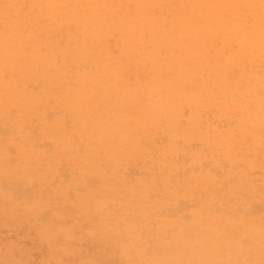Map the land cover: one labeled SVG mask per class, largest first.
Segmentation results:
<instances>
[{
    "label": "rangeland",
    "instance_id": "rangeland-1",
    "mask_svg": "<svg viewBox=\"0 0 264 264\" xmlns=\"http://www.w3.org/2000/svg\"><path fill=\"white\" fill-rule=\"evenodd\" d=\"M76 1L75 0H57V1L56 0H50V1L0 0V28H1L0 29V48H1L0 49V78H1L0 79V95H1L0 118L1 119L5 118L4 120L0 119V125L2 128L0 130V154L3 155V157H1L0 155L1 157L0 158V171H1L0 172V178H1L0 179V264H197V263L198 264H238V263L264 264V244H263L264 223L262 222L264 220L261 218L264 217V213H263L264 190H261L262 187L264 186L263 184L264 180L261 179L264 177V138H263L264 121H262L264 120V107H263L264 106L263 105L264 104V71H263L264 70V28H262L264 27V0H78L77 2ZM59 3L60 6L58 5L57 8L58 10H57L55 7H57L56 4ZM42 4L44 5V7ZM80 9L82 12L80 11ZM76 12L79 17L77 16ZM31 13H32V17H31ZM25 14L27 15L26 18L24 19ZM34 14L36 15L34 16ZM79 14H81L82 17H80ZM47 15L49 17H47ZM40 17L43 19H41ZM30 18L31 21L35 22L36 24L31 22ZM33 18L35 19L33 20ZM22 19H24L25 22ZM68 19L71 20L70 22L73 24L67 25L66 23ZM44 20L49 21V22L46 21L48 26L47 24H45ZM15 22L19 23L20 25L22 24L23 25L20 26ZM53 22L57 26L55 24L53 25ZM70 22L68 24H70ZM59 23L61 25L58 27ZM37 25H39L40 27ZM83 26L85 27L83 28ZM233 26L234 27L238 26L239 29L238 27H236L235 30ZM33 28H35L36 30H33ZM59 28L61 32L59 31ZM81 28L84 30L87 36H85V33L81 30ZM253 29L255 30L253 31ZM62 32H64V35L62 34ZM41 34H43L42 36L44 38L41 36ZM69 35L70 36L73 35V36L70 37ZM258 36L259 38L256 39ZM93 37L96 39L95 41ZM21 39L25 43L21 41ZM251 39H252V43L250 42ZM10 40H13V42H11ZM67 40L69 42L73 41L77 43L76 44L73 42L69 43ZM35 42L38 43L40 42V43L38 44ZM51 42L53 43L51 44ZM65 42L69 43L68 47L66 46L67 43ZM255 46L257 47L254 48ZM64 47H66V49H64ZM251 47L252 49H250ZM54 48L55 49L57 48L56 51L58 54L55 53L56 51ZM62 48L63 50H68L67 53L70 54L71 52V54L69 55L65 51L62 52ZM82 49L84 50V52ZM256 50L258 52H256ZM170 53H172V55L168 57ZM83 55L84 56L86 55L85 56L86 58L85 57L83 58L82 57ZM8 56L9 58L10 57H14V58L9 59ZM156 57L158 60H156ZM171 57L175 59L173 58L171 59ZM198 58L200 59V61H196ZM49 59H51L52 61H50ZM89 59L90 61H88ZM152 59L155 60L153 61ZM46 60H49L50 62ZM171 60H173L174 64L172 63ZM193 60H195L196 63H194L195 61ZM201 60L203 63L201 62ZM252 60L254 61V63ZM44 61L46 65L44 64ZM143 62L145 64H142ZM177 62L179 63V65ZM8 63H10L12 66H10V64ZM50 63L52 64V66L49 65ZM241 63L244 66H242ZM193 64L194 65L196 64V66H194ZM68 65L69 67H67ZM169 65L171 67L167 68L166 66ZM254 65H256L257 67ZM103 66L106 67L103 68ZM92 67L93 68L99 67V68L98 69L95 68L96 69L95 70V69H91ZM157 67L159 69H157ZM28 68H30L31 70ZM36 68L38 70H36ZM46 68H49V70ZM169 68H171V70ZM112 69L113 71H116L114 72L115 76L113 75V71H111ZM148 69L150 70V72ZM243 69H244V73L242 72ZM153 70H155V75L153 74L154 72ZM158 70L161 71L159 72L160 75L158 74ZM48 71L50 72L51 75L53 72V75L51 77H48L50 76ZM54 71L55 72L58 71L56 72L57 74ZM162 71L165 74H163ZM180 71L181 72L184 71V72L181 73ZM107 72L109 74V77ZM221 72L223 74H221ZM91 73L93 74V76L91 75ZM98 73H100L99 76L101 77L98 76ZM204 73L206 75H204ZM101 74L103 75V77ZM150 74L154 77V79ZM170 74L173 75L171 76ZM187 74L188 75L191 74V75L187 76ZM215 74L219 75L220 78L219 76L216 77ZM259 75H262L261 78ZM89 76H91L92 78ZM147 76L149 79L147 78ZM134 77H136V80ZM185 77L186 80H189L187 81L188 83L185 81ZM39 78H40V82H39ZM41 78L44 82L41 80ZM50 78H53V81ZM60 78L61 80H59ZM67 78L70 79L69 83ZM79 78H81V80ZM103 78L105 79L104 80L105 85L103 82ZM86 79L89 80L85 81ZM116 79L117 80L119 79V81H117ZM110 80H114L115 82H118V84L114 83V81L110 82ZM171 80L173 81L172 83ZM180 80L183 82H181ZM60 81H63L64 85ZM72 81L74 84L72 83ZM89 81L91 82L90 84ZM258 81L260 86L258 85ZM96 82H99V85L98 83L96 84ZM109 82L111 88L108 85ZM221 82L223 85L221 84ZM229 82L232 84H230ZM112 83L114 84L113 87H112ZM216 83L219 86V88H217L218 86H216ZM227 83L230 85H227ZM252 83L254 84L252 85ZM17 84L18 85L20 84V86L22 84V86L18 87ZM84 84H86L85 86L87 87H85ZM133 84L135 87L133 86ZM74 85L77 86L79 91ZM89 85L90 87H88ZM116 85L118 86L116 87ZM139 85L142 86L140 87L142 89L137 87ZM158 85L161 87H159ZM183 85H187L188 87L185 88V86ZM46 86H48V88H46ZM81 86H83V88ZM101 86H103L104 88ZM205 86L207 87L205 88ZM98 87L100 88L98 89ZM170 87L171 89H169ZM175 87H177V89ZM194 87H196V89ZM80 88L82 89L81 92H80ZM94 88H96L97 91ZM132 88L135 91L132 90ZM160 88H162L163 92L161 90L158 91V89ZM203 88H205V90H203ZM258 88L261 90H258ZM107 89H109V91ZM129 89L130 91H128ZM182 89L185 92L182 91ZM216 89L218 90L220 89V90L217 91ZM104 90H107L108 93H106V91ZM114 90L118 92L116 93ZM169 90L172 91L170 92ZM76 91L80 92L81 95L78 94V92ZM99 91L101 92L99 93ZM187 91L190 92L188 93ZM243 91L248 94L244 93ZM32 92L33 93L35 92L34 95L32 94ZM215 92H217V94ZM47 93L49 94L50 98L46 96ZM135 93L138 94L136 95ZM183 93L185 96L182 95ZM185 93H187L188 95ZM209 93L211 96H213L212 98L214 99L211 98ZM106 94L108 100L105 98ZM110 94L113 95L110 96ZM160 94L163 95L164 97L161 96ZM189 95L192 97H190ZM102 97L105 100H103ZM139 97L141 98L140 100ZM248 97L251 99V102L250 99L248 100ZM8 98H10L9 100H12L13 102L9 101ZM14 98H16V100ZM19 98H20L19 102L21 103V106L20 103L18 102ZM186 98L189 100H187ZM236 98L238 101L240 100V102H238ZM42 99L44 103H42ZM129 99L130 101H128ZM45 100H47V102H45ZM62 100H65V102H63ZM106 100L107 102L108 101L109 102L107 103ZM133 100H137L135 101L136 103H134ZM138 100L141 102V103L139 102L140 104L138 103ZM215 100L217 103L215 102ZM23 101L25 103H22ZM86 101L88 102L89 105H87ZM94 101L97 104L96 103L94 104ZM127 101L128 103L130 102L131 105L127 104L126 103ZM144 101L147 102L146 104L148 108L146 107ZM195 101H198V103ZM245 101L248 102V104ZM29 102L30 103L34 102V103L30 104ZM57 102L60 103L57 104ZM178 102L183 103V105L178 104ZM256 102L260 103V104L257 103V105L258 106L260 105V107L256 105ZM90 103L92 104V107L90 106L91 105ZM99 103H103V104H99ZM13 104L15 107H13ZM66 104L67 106L69 104L71 105H69V107H65ZM79 104L81 106L83 105L82 108H79L80 107ZM32 105H36V106L34 107ZM37 105L42 111L38 110L39 108ZM73 105L76 108H73ZM97 105L98 106L102 105L103 108H101V106L98 108ZM105 105H107V107H105ZM27 106L29 107V109ZM86 106L89 109V113ZM217 106L219 108L217 109V112L219 114L216 112ZM238 106L242 108V110ZM173 107L174 109H171ZM244 107H246V109L248 110H246ZM14 108L15 110H13ZM58 108H60V110ZM92 108H94L95 110ZM153 108L156 109L153 110ZM206 108L208 109V112ZM10 109L13 110V113ZM33 109L34 112L31 111ZM48 109L50 112H48ZM83 109H85V111L87 109V111L84 112ZM90 109L93 110L95 117L93 116V112ZM107 109H109V111ZM147 109L148 111L146 112ZM256 109L257 111H255ZM258 109L260 112L258 111ZM9 110L11 111V115ZM121 110L124 111L122 112ZM23 111L25 113H22ZM195 111H197V113H195ZM65 112L66 113L69 112L70 114L69 113L68 114L70 116ZM100 112L103 113V115L100 114ZM120 112L122 113L121 115L122 119H120L119 117ZM187 112H189L190 114L189 113L187 114ZM229 112H231L232 115L231 118L229 116L230 114ZM253 112L256 114H254ZM14 113L16 114V116ZM76 113L79 115H77ZM81 113H83L84 115ZM247 113L248 114L250 113L249 116ZM46 114L47 115L49 114L48 117H46L47 116ZM89 114L91 115V117ZM221 114L224 115L222 116ZM50 115H51V119L52 118L54 119L51 120L49 118ZM82 115L83 117H81ZM129 115L130 117H128ZM187 115L188 116L191 115L190 118ZM259 115L260 117L262 116L261 117L263 118L262 120L261 118L259 119ZM112 116L114 119L112 118ZM124 116L129 119H127L126 121L125 120L126 118L124 119ZM30 117L32 118L29 121ZM57 117L59 118L57 119ZM61 117L64 118L62 119ZM105 117L107 118L104 119ZM223 117L225 118L223 119ZM134 118H138L137 121ZM112 119L115 120V122L113 121L112 123ZM253 119L255 120V122ZM68 120L69 122L67 123ZM88 120L90 121L88 122ZM131 120H134L136 122L134 121L131 122ZM17 121H19V123H17ZM98 121H100V123ZM150 121H152L151 122L152 124L150 123ZM4 122L6 126L4 125ZM52 123L54 124L55 127L52 126L53 125ZM72 124H76V127H74V125ZM79 124L84 129L83 128L81 129V126ZM104 124L108 127L104 128L105 126ZM112 124L114 127L112 126ZM127 124L130 125L128 126ZM6 127L12 129L11 133L10 132L6 133L8 131ZM44 127L47 128V130ZM56 127L58 129V133L60 136L59 137L57 135L58 138L53 137L54 135L58 134L56 131L57 129H55ZM4 128L6 129L5 133L3 132ZM35 128L39 129V131L36 130ZM179 128L181 132L179 130H178L179 132L177 131V129ZM63 129H68L65 130L67 131V133L64 132ZM144 129L146 130V132ZM137 130L139 132L141 131L142 135L140 133L138 135ZM50 131L52 133H50ZM68 131L71 133V135ZM112 131L115 132L116 134L111 133ZM117 133L118 136L121 135V137L119 136L120 138H118ZM154 133L156 136L154 135ZM14 135L15 137H13ZM74 135H76L77 137L79 136L80 138L79 137L77 138ZM132 135L134 136L131 137ZM176 135H177V139L179 138L178 140L176 139ZM88 136L90 139L87 138ZM147 136L149 139L147 138ZM211 136L213 139L211 138ZM108 138H110L111 141H109ZM127 138L130 141L127 140ZM134 138L136 139L138 138L139 143L135 144L138 141V139L136 140ZM77 139L79 141H77ZM133 139L135 141H133ZM175 139L177 143H175ZM43 140L46 142H43ZM126 140L128 144L125 143ZM196 140H198L199 142ZM253 140L256 146L253 143ZM49 141L50 143H48ZM80 141L83 143H80ZM51 142L53 145H55V147L51 145ZM133 142L135 143L133 144ZM191 142L192 144L193 143L194 144L192 145ZM43 143L44 144L48 143V145L42 146ZM99 143L102 144L103 150H102V146ZM184 143L186 144V146L184 145ZM38 144H41L42 149L39 148L40 146ZM84 144L87 145V147ZM166 144L168 147L165 146ZM58 145L59 147L63 146L61 147L62 150L61 148L58 147ZM190 145L193 146L191 147V149H190ZM27 146L30 147V149ZM160 146L162 149L160 148ZM211 146L212 148H210ZM99 147L101 148V150H99L100 149ZM152 147L155 149V151H158V153L155 152ZM70 148H72V150H70ZM117 148L120 151L117 150ZM138 148L139 150L140 149L141 150L139 151ZM142 148L144 150H142ZM199 148L201 150L203 149L202 153ZM43 150L46 151L44 152ZM58 150L64 153H61L60 151L58 152ZM91 150L93 151L95 150L94 151L95 153L93 154ZM163 150L164 152H161ZM175 150L176 152L174 153ZM109 151L111 152L112 155L108 154L110 153ZM90 153L93 155H91ZM118 153H120L121 155H119ZM34 154L37 155L35 156ZM104 154L105 155L107 154L108 156H105ZM127 154L129 156H127ZM149 154H151L150 157H148ZM176 154L178 156H176ZM26 155H28L30 159ZM48 155L51 158H49ZM85 155L88 157H86ZM180 155L183 158H180L181 157ZM31 156L32 157L34 156L36 159L34 157L32 159ZM120 156L124 158L126 157L127 159L125 158L121 160ZM14 157L16 158L15 163H11L10 161ZM83 157L84 158L86 157V160L85 159L83 160ZM104 157L105 158L108 157V158L105 159ZM113 157H115V160H117V162L114 160ZM58 159L61 160L62 162L59 161ZM77 159L80 161H78ZM27 160L29 161L27 162ZM64 160L65 162H63ZM55 161L58 163H55ZM119 161L120 162L122 161L124 164L120 163ZM126 161H128V163ZM68 162L70 164H68ZM76 162L79 166L75 165ZM115 162L116 163L119 162L118 164H116L117 167L115 165ZM71 164L72 165L74 164L73 165L74 167ZM101 164L103 165L100 166ZM202 164H204L205 170L204 168H202L203 167ZM84 165L86 167L85 169H83ZM197 165L199 169L197 168ZM62 166L64 167L63 170H62L63 168ZM215 167L218 169H215ZM65 168H68V170L69 169L70 170L69 171L67 169L65 170ZM75 168H80V169L79 171H77V169ZM87 168L88 169L91 168V169L88 170ZM97 168L99 169L101 168V171L98 170ZM158 168L160 171L158 170ZM195 168H197L196 171ZM249 168L251 170H249ZM187 169L188 171H186ZM189 170H191L192 173ZM90 171L91 174H89ZM252 171H253V175H252ZM16 173L17 175L15 176ZM85 173L87 174V176ZM237 174L238 176H236ZM90 176L92 178L94 177L93 180H89L88 177ZM13 177L14 179L16 178L15 182L19 180L18 183L22 186L20 187L21 191L20 189H18L20 193L18 192L15 193L16 191L15 188L19 187V184L17 185V183L16 185L18 187L16 186L14 187L13 185L15 191L14 189H12V187L8 188L10 184L12 185V183L10 182L14 180ZM91 177L90 179H92ZM259 177H260V181H259ZM2 178L5 179L4 181H6L7 186L9 185L7 188H3L4 181L2 182L3 180ZM95 178L98 182H94ZM256 178H257L256 181L257 183L255 182ZM7 180L10 182H8ZM24 180H26V183L24 182ZM153 180H155V182H153ZM161 180L164 181L161 182ZM246 180H249V183ZM22 182L24 183L22 184ZM26 185L28 186L26 187ZM23 187L26 188L24 189ZM22 188L24 189V191H22ZM192 188L194 190L193 193H192ZM179 191L181 192L179 193ZM171 193L175 196H173ZM127 196L128 198H126ZM246 196L248 198H246ZM162 199L164 201H162ZM181 201H183L184 203L186 202L184 205L185 208H181L182 204H184ZM162 203L165 204L163 205ZM252 204L253 205L256 204L257 205L256 207L260 208L257 209L258 211L255 208L256 210L254 211L256 212L255 215H252V213L254 214V212H250V211L247 212L250 209L249 207H251V210L252 209L254 210V208H252L253 206ZM169 206L170 209L172 208L175 209V212L173 211V209H172L173 212L170 211L168 209ZM176 207L178 208L180 207L179 208L180 210L176 211L177 210ZM217 207L220 208L219 209L220 211L218 210ZM200 208L201 211H199ZM240 209H242L240 211L241 213L238 212ZM168 210L170 211L169 213ZM187 210L190 212H188ZM205 211L207 213H205ZM244 212L247 214L243 215ZM185 213L186 215L188 214L187 216L188 218L184 216ZM204 214H206V216ZM201 220L204 222H202ZM214 220L216 223L214 222ZM217 220L219 222H217ZM167 228L168 229L170 228L169 233L171 235H174L173 238L172 236H168L170 234H168ZM147 232L149 234L151 232V234L155 235V237L152 235L151 236L148 235ZM252 233L254 234L252 235ZM225 235L228 237H226ZM153 237L155 238L154 240ZM160 237L162 239H160ZM247 237L251 242L248 240ZM146 239L151 241L153 240L152 242L154 243H152L150 246L151 241H148ZM159 241L161 244H159ZM172 241H175L176 244H173L174 242ZM230 244L231 246L234 247V249L230 246ZM147 246H150L149 249L153 252L147 250ZM196 258L199 260H197ZM220 258L223 260H221ZM173 259H175V261H173ZM162 261L164 262L162 263Z\"/></svg>",
    "mask_w": 264,
    "mask_h": 264
},
{
    "label": "bare ground",
    "instance_id": "bare-ground-1",
    "mask_svg": "<svg viewBox=\"0 0 264 264\" xmlns=\"http://www.w3.org/2000/svg\"><path fill=\"white\" fill-rule=\"evenodd\" d=\"M48 1H50V0H48ZM56 1H57V0H56ZM75 1H76V0H75ZM77 1H78V0H77ZM77 1H76V2H77ZM13 2H14V1H13ZM26 2H27V1H26ZM59 2H62V1H59ZM201 2H203V1H201ZM44 3H45V1H44ZM55 3H56V2H55ZM55 3H54V4H55ZM20 4H21V3H20ZM202 4H203V3H202ZM42 5H43V4H42ZM42 5H41V8H42ZM45 5H46V3H45ZM56 5H57V7H55V8L57 9V8H58V5L60 6V3H59V4H56ZM27 7H28V6H27ZM27 7H26V8H27ZM38 7H39V6H38ZM43 7H44V5H43ZM46 7H47V6H46ZM48 7H49V6H48ZM88 7H89V6H88ZM3 8H4V7H3ZM20 8H21V7H20ZM41 8H40V9H41ZM82 8H83V7H82ZM90 8H91V7H90ZM4 9H5V8H4ZM21 9H22V8H21ZM32 9H34V8H32ZM57 10H58V9H57ZM57 10H56V11H57ZM60 10H62V9H60ZM97 10H98V9H97ZM97 10H96V11H97ZM10 11H11V10H10ZM24 11H25V10H24ZM26 11H27V10H26ZM37 11H39V10H37ZM80 11H81V9H80ZM80 11H78V12H80ZM191 11H192V9H191ZM227 11H228V10H227ZM58 12H59V11H58ZM81 12H82V11H81ZM32 13H33V12H32ZM32 13H31V17H32ZM50 14H51V13H50ZM76 14H77V12H76ZM76 14H75V15H76ZM81 14H82V13H81ZM81 14H79L80 17H82ZM130 14H131V12H130ZM11 15H12V13H11ZM13 15H14V14H13ZM26 15H27V14H25L24 19L26 18ZM29 15H30V14H29ZM35 15H36V14H34V16H35ZM51 16H52V15H51ZM55 16H56V15H55ZM77 16H78V14H77ZM27 17H28V16H27ZM47 17H49V16L47 15ZM73 17H75V16H73ZM78 17H79V16H78ZM22 18H23V17H22ZM40 18H41V17H40ZM44 18H45V17H44ZM52 18H54V17H52ZM136 18H137V17H136ZM18 19H19V18H18ZM24 19H22V20H24ZM34 19H35V18H33V20H34ZM41 19H43V18H41ZM46 19H47V18H46ZM73 19H74V18H73ZM130 19H131V18H130ZM132 19H134V18H132ZM11 20H12V19H11ZM11 20H10V21H11ZM79 20H80V18H79ZM220 20H221V19H220ZM30 21H31V18H30ZM36 21H37V19H36ZM44 21H45V20H44ZM46 21H48V20H46ZM46 21H45V24H47ZM58 21H59V20H58ZM68 21L70 22L71 20L68 19ZM68 21H67V23L65 22L67 25H71V24H73V23H71V22H70V24H68V23H69ZM77 21H78V20H77ZM77 21H76V22H77ZM24 22H25V20H24ZM31 22H33V21H31ZM48 22H49V21H48ZM54 22H55V21H54ZM54 22H53V25L55 24ZM78 22H79V21H78ZM9 23H10V22H9ZM15 23H17V22H15ZM22 23H23V22H22ZM33 23H35V22H33ZM61 23H62V22H61ZM65 23H64V24H65ZM17 24H19V23H17ZM17 24H16V25H17ZM35 24H36V23H35ZM64 24H62V25H64ZM76 24H77V23H76ZM100 24H101V23H100ZM226 24H227V23H226ZM9 25H10V24H9ZM19 25H20V24H19ZM19 25H18V26H19ZM22 25H23V24H22ZM22 25H20V26H22ZM29 25H30V23H29ZM29 25H28V26H29ZM31 25H32V23H31ZM49 25H50V24H49ZM55 25H56V24H55ZM60 25H61V24L59 23V24H58V27H59ZM224 25H225V24H224ZM25 26H26V25H25ZM25 26H24V27H25ZM28 26H27V28H28ZM33 26H34V25H33ZM37 26H39V25H37ZM47 26H48V24H47ZM47 26H46V27H47ZM56 26H57V25H56ZM122 26H124V25H122ZM227 26H228V25H227ZM227 26H226V28H227ZM35 27H36V26H35ZM39 27H40V26H39ZM39 27H38V28H39ZM42 27H43V26H42ZM44 27H45V26H44ZM49 27H50V26H49ZM84 27H85V26H83V28H84ZM229 27H230V26H229ZM233 27H234V26H233ZM236 27H238V26H236ZM236 27H234L235 30H236ZM259 27H260V26H259ZM31 28H32V27H31ZM47 28H48V27H47ZM60 28H61V27H60ZM60 28H59V31H60ZM68 28H69V27H68ZM121 28H122V27H121ZM262 28H264V27H262ZM0 29H1V28H0ZM3 29H4V28H3ZM16 29H17V28H16ZM25 29H26V28H25ZM42 29H45V28H42ZM61 29H62V28H61ZM63 29H64V28H63ZM77 29H78V28H77ZM238 29H239V27H238ZM260 29H261V28H260ZM260 29H258V30H260ZM9 30H10V28H9ZM33 30H36V29L33 28ZM46 30H47V29H46ZM81 30L84 32V30H83L82 28H81ZM254 30H255V29H253V31H254ZM258 30H257V31H258ZM261 30H262V29H261ZM26 31H27V30H26ZM47 31H48V30H47ZM87 31H88V30H87ZM87 31H86V32H87ZM93 31H94V29H93ZM132 31H133V30H132ZM7 32H8V31H7ZM15 32H16V31H15ZM18 32H19V31H18ZM34 32H35V31H34ZM38 32H39V29H38ZM60 32H61V31H60ZM129 32H131V31H129ZM236 32H237V31H236ZM246 32H247V31H246ZM246 32H245V33H246ZM260 32H261V31H260ZM13 33H14V32H13ZM19 33H20V32H19ZM43 33H44V32H43ZM54 33H55V32H54ZM68 33H69V32H68ZM71 33H72V32H71ZM79 33H80V32H79ZM84 33H85V32H84ZM84 33H83V36H84ZM253 33H254V32H253ZM8 34H9V33H8ZM15 34H16V33H15ZM33 34H34V33H33ZM33 34H32V35H33ZM45 34H46V33H45ZM62 34L64 35V32H62ZM72 34H73V33H72ZM75 34H76V33H75ZM87 34H88V33H87ZM89 34H91V33H89ZM94 34H95V33H94ZM256 34H257V32H256ZM4 35H5V34H4ZM4 35H3V36H4ZM37 35H38V34H37ZM39 35H40V34H39ZM42 35H43V34H41V36H42ZM53 35H54V34H53ZM76 35H77V34H76ZM76 35H75V36H76ZM246 35H247V34H246ZM246 35H245V36H246ZM258 35H259V33H258ZM35 36H36V35H35ZM35 36H34V37H35ZM49 36H50V35H49ZM69 36H70V35H69ZM71 36H73V35H71ZM71 36H70V37H71ZM78 36H79V34H78ZM81 36H82V35H81ZM81 36H80V37H81ZM85 36H87L86 33H85ZM248 36H249V35H248ZM251 36H252V35H251ZM19 37H20V36H19ZM24 37H25V36H24ZM42 37H43V36H42ZM63 37H64V36H63ZM65 37H66V36H65ZM70 37H69V38H70ZM95 37H96V36H95ZM17 38H18V37H17ZM20 38H21V37H20ZM26 38H27V37H26ZM32 38H33V37H32ZM35 38H36V37H35ZM38 38H39V36H38ZM43 38H44V37H43ZM50 38H51V37H50ZM76 38H77V37H76ZM86 38H87V37H86ZM93 38H94V37H93ZM254 38H256V37H254ZM258 38H259V36H258L256 39H258ZM2 39H3V38H2ZM18 39H19V38H18ZM27 39H28V38H27ZM63 39H64V38H63ZM80 39H82V38H80ZM84 39H85V38H84ZM19 40H20V39H19ZM52 40H53V38H52ZM70 40H72V39H70ZM87 40H88V39H87ZM95 40H96V39L94 38V41H95ZM259 40H260V39H259ZM1 41H2V40H1ZM10 41L13 42V40H10ZM10 41H9V42H10ZM15 41H16V40H15ZM21 41H23V40L21 39ZM21 41H20V42H21ZM27 41H28V40H27ZM33 41H34V39H33ZM38 41H39V40H38ZM47 41H48V40H47ZM67 41H68V40H67ZM97 41H98V40H97ZM23 42H24V41H23ZM23 42H22V43H23ZM43 42H44V41H43ZM63 42H64V41H63ZM68 42H69V41H68ZM70 42H73V41H70ZM70 42H69V43H70ZM86 42H87V41H86ZM250 42L252 43V39H251ZM6 43H7V42H6ZM24 43H25V42H24ZM30 43H31V40H30ZM35 43H38V42H35ZM39 43H40V42H39ZM39 43H38V44H39ZM44 43H45V42H44ZM52 43H53V42H51V44H52ZM65 43H67V42H65ZM69 43H67V45H66L67 47H68V44H69ZM73 43L76 44L77 42H73ZM79 43H80V42H79ZM1 44H2V43H1ZM75 44H74V45H75ZM35 45H36V44H35ZM40 45H41V44H40ZM71 45H72V44H71ZM250 45H252V44H250ZM2 46H3V45H2ZM37 46H39V45H37ZM63 46H64V44H63ZM69 46H70V45H69ZM10 47H11V46H10ZM40 47H41V46H40ZM51 47H52V46H51ZM59 47H60V46H59ZM71 47H72V46H71ZM82 47H83V46H82ZM82 47H81V48H82ZM256 47H257V46H255L254 48H256ZM57 48H58V47H57ZM57 48H56V49L54 48L55 51L57 50ZM74 48H75V47H74ZM77 48H78V46H77ZM0 49H1V48H0ZM27 49H28V48H27ZM37 49H38V48H37ZM39 49H40V48H39ZM42 49H43V46H42ZM44 49H45V48H44ZM59 49H60V48H59ZM64 49H66V47H64ZM250 49H252V47H251ZM49 50H50V47H49ZM52 50H53V49H52ZM79 50H80V49H79ZM82 50H83V49H82ZM43 51H46V50H43ZM63 51H65V52L67 53L68 50H63V48H62V52H63ZM76 52H77V51H76ZM76 52H75V54H76ZM78 52H79V51H78ZM83 52H84V50H83ZM85 52H86V51H85ZM202 52H203V51H202ZM205 52H206V51H205ZM254 52H255V50H254ZM256 52H258V51L256 50ZM27 53H28V51H27ZM27 53H26V54H27ZM53 53H54V52H53ZM55 53H57V51H56ZM72 53H73V52H72ZM152 53H153V52H152ZM152 53H151V54H152ZM168 53H169V52H168ZM57 54H58V53H57ZM64 54H65V53H64ZM67 54H69V53H67ZM70 54H71V52H70ZM70 54H69V55H70ZM77 54H78V53H77ZM85 54H86V53H85ZM149 54H150V53H149ZM149 54H148V55H149ZM200 54H201V53H200ZM259 54H260V53H259ZM33 55H34V54H33ZM65 55H66V54H65ZM154 55H155V54H154ZM166 55H167V54H166ZM170 55H172V53H170L168 57H170ZM205 55H206V54H205ZM45 56H46V55H45ZM85 56H86V55H85ZM85 56L83 55L82 57L84 58ZM113 56H115V55H113ZM200 56H201V55H200ZM202 56H204V55H202ZM18 57H19V56H18ZM159 57H160V56H159ZM164 57H165V56H164ZM197 57H198V56H197ZM260 57H261V56H260ZM8 58H9V56H8ZM11 58H14V57H10L9 59H11ZM19 58H20V57H19ZM35 58H36V57H35ZM80 58H81V57H80ZM85 58H86V57H85ZM151 58H152V57H151ZM151 58H149V59H151ZM172 58H173V57H171V59H172ZM194 58H195V57H194ZM237 58H238V56H237ZM38 59H39V58H38ZM58 59H59V58H58ZM58 59H57V60H58ZM63 59H64V58H63ZM67 59H68V58H67ZM108 59H109V58H108ZM161 59H162V58H161ZM166 59H167V58H166ZM173 59H175V58H173ZM192 59H193V58H192ZM192 59H191V60H192ZM202 59H203V58H202ZM240 59H241V58H240ZM19 60H20V59H19ZM34 60H35V59H34ZM39 60H40V59H39ZM49 60L52 61L51 59H49ZM49 60H46V61L50 62ZM60 60H61V59H60ZM112 60H113V59H112ZM152 60H153V59H152ZM152 60H150V61H152ZM154 60H155V59H154ZM154 60H153V61H154ZM156 60H158L157 57H156ZM164 60H165V59H164ZM183 60H184V59H183ZM185 60H186V59H185ZM203 60H204V59H203ZM238 60H239V58H238ZM238 60H237V61H238ZM256 60H257V59H256ZM36 61H38V60H36ZM58 61H59V60H58ZM71 61H72V60H71ZM88 61H90V59H89ZM97 61H98V60H97ZM162 61H163V60H162ZM162 61H160V62H162ZM171 61H172V63H173V60H171ZM193 61H195V60H193ZM196 61H200V59L198 58ZM196 61H195L194 63H196ZM206 61H207V60H206ZM234 61H235V60H234ZM252 61H253V60H252ZM7 62H10V61H7ZM39 62H41V61H39ZM53 62H54V61H53ZM63 62H64V61H63ZM82 62H84V61H82ZM98 62H99V61H98ZM106 62H107V61H106ZM174 62H175V61H174ZM189 62H190V61H189ZM201 62H202V60H201ZM242 62H243V61H242ZM248 62H249V60H248ZM255 62H256V61H255ZM34 63H35V61H34ZM69 63H70V62H69ZM157 63H158V62H157ZM169 63H171V62H169ZM177 63H178V62H177ZM183 63H184V62H183ZM202 63H203V62H202ZM253 63H254V61H253ZM258 63H259V62H258ZM261 63H262V62H261ZM8 64H10V63H8ZM8 64H7V65H8ZM15 64H16V63H15ZM32 64H33V63H32ZM44 64H45V61H44ZM90 64H91V63H90ZM96 64H97V63H96ZM142 64H145V63L143 62ZM173 64H174V63H173ZM173 64H172V65H173ZM187 64H188V63H187ZM187 64H186V65H187ZM189 64H190V63H189ZM191 64H192V63H191ZM241 64H242V63H241ZM37 65H38V64H37ZM45 65H46V64H45ZM49 65L52 66L51 63H50ZM55 65H57V64H55ZM83 65H84V63H83ZM92 65H93V64H92ZM99 65H100V63H99ZM102 65H103V64H102ZM102 65H101V66H102ZM149 65H150V64H149ZM159 65H160V63H159ZM163 65H164V64H163ZM178 65H179V63H178ZM193 65H194V64H193ZM8 66H9V65H8ZM10 66H12V65L10 64ZM10 66H9V67H10ZM21 66H22V64H21ZM21 66H20V67H21ZM27 66H28V65H27ZM38 66H39V65H38ZM53 66H54V63H53ZM78 66H79V65H78ZM142 66H143V65H142ZM194 66H196V64H195ZM242 66H244V65L242 64ZM249 66H251V65H249ZM254 66H256V65H254ZM254 66H253V67H254ZM261 66H263V65H261ZM5 67H6V66H5ZM28 67H29V66H28ZM34 67H35V66H34ZM43 67H44V66H43ZM45 67H46V66H45ZM55 67H56V66H55ZM67 67H69V65H68ZM70 67H71V66H70ZM105 67H106V66H105ZM105 67L103 66V68H105ZM147 67H149V66H147ZM163 67H164V66H163ZM163 67H162V68H163ZM166 67L168 68V67H171V66L169 65V66H166ZM175 67H176V66H175ZM256 67H257V66H256ZM10 68H11V67H10ZM18 68H19V67H18ZM52 68H53V67H52ZM87 68H89V67H87ZM95 68H97V67H95ZM95 68L92 67L91 69H95ZM98 68H99V67H98ZM98 68H97V69H98ZM140 68H141V67H140ZM140 68H139V69H140ZM151 68H152V67H151ZM167 68H166V70H167ZM173 68H174V67H173ZM173 68H172V71H173ZM180 68H181V67H180ZM246 68H247V67H246ZM260 68H261V67H260ZM260 68H259V69H260ZM7 69H8V67H7ZM12 69H14V68H12ZM28 69H30V68H28ZM46 69L49 70V68H46ZM53 69H54V68H53ZM57 69H58V66H57ZM60 69H61V68H60ZM62 69H64V68H62ZM85 69H86V68H85ZM106 69H107V68H106ZM108 69H109V68H108ZM149 69H150V68H149ZM149 69H148V70H149ZM157 69H159V68L157 67ZM169 69L171 70V68H169ZM176 69H177V68H176ZM182 69H183V67H182ZM241 69H242V68H241ZM247 69H248V68H247ZM253 69H254V68H253ZM21 70H22V69H21ZM30 70H31V69H30ZM36 70H38V69L36 68ZM44 70H45V69H44ZM95 70H96V69H95ZM140 70H141V69H140ZM140 70H139V71H140ZM146 70H147V68H146ZM146 70H145V72H146ZM150 70H151V69H150ZM150 70H149V72H150ZM164 70H165V69H164ZM164 70H163V71H164ZM166 70H165V71H166ZM178 70H179V69H178ZM180 70H181V69H180ZM184 70H185V69H184ZM32 71H33V70H32ZM45 71H46V70H45ZM52 71H53V70H52ZM65 71H66V70H65ZM71 71H72V70H71ZM83 71H84V70H83ZM98 71H99V70H98ZM100 71H101V70H100ZM104 71H105V70H104ZM111 71H113V69H112ZM139 71H138V73H139ZM153 71H154L153 74L155 75V70H153ZM163 71H162V72H163ZM172 71H171V72H172ZM176 71H177V70H176ZM251 71H252V69H251ZM259 71H261V70H259ZM263 71H264V70H263ZM48 72H49V71H48ZM48 72H47V73H48ZM54 72H55V71H54ZM56 72H58V71H56ZM56 72H55V73H56ZM78 72H79V71H78ZM108 72H109V71H108ZM108 72H107V74H108ZM114 72H116V71H113V75L115 74ZM145 72H144V73H145ZM159 72H161V71L158 70V74H159ZM180 72H181V71H180ZM182 72H184V71H182ZM182 72H181V73H182ZM242 72L244 73V69L242 70ZM245 72H246V70H245ZM39 73H40V72H39ZM64 73H65V72H64ZM64 73H62V74H64ZM82 73H83V72H82ZM110 73H111V72H110ZM174 73H175V72H174ZM181 73H180V74H181ZM188 73H189V72H188ZM193 73H194V72H193ZM215 73H216V72H215ZM225 73H226V72H225ZM259 73H260V72H259ZM259 73H257V74H259ZM3 74H4V71H3ZM5 74H6V72H5ZM43 74H44V73H43ZM45 74H46V73H45ZM56 74H57V73H56ZM68 74H70V73H68ZM99 74H100V73H98V76H99ZM103 74H104V72H103ZM118 74H119V73H118ZM146 74H147V72H146ZM163 74H165V73L163 72ZM163 74H162V75H163ZM213 74H214V73H213ZM219 74H220V73H219ZM221 74H223V73L221 72ZM251 74H252V73H251ZM255 74H256V72H255ZM47 75H48V74H47ZM49 75H50V76H48V77H51V76L53 75V72H52V75H51L50 72H49ZM71 75H72V74H71ZM80 75H81V73H80ZM86 75H87V74H86ZM86 75H85V76H86ZM91 75L93 76L92 73H91ZM101 75H102V74H101ZM113 75H112V76H113ZM141 75H142V74H141ZM150 75H151V74H150ZM150 75H149V77H150ZM159 75H160V74H159ZM168 75H169V74H168ZM170 75H171V74H170ZM172 75H173V74H172ZM172 75H171V76H172ZM174 75H175V74H174ZM184 75H185V74H184ZM190 75H191V74H189V75L187 74V76H190ZM204 75H206V74L204 73ZM208 75H209V74H208ZM208 75H207V76H208ZM252 75H253V74H252ZM58 76H59V75H58ZM58 76H57V78H58ZM68 76H69V75H68ZM95 76H96V75H95ZM104 76H105V75H104ZM114 76H115V75H114ZM119 76H120V75H119ZM137 76H138V75H137ZM151 76H152V75H151ZM166 76H167V75H166ZM185 76H186V75H185ZM209 76H210V75H209ZM211 76H212V75H211ZM215 76L217 77V76H219V75H216V74H215ZM254 76H256V75H254ZM259 76H260V78H261L262 75H259ZM40 77H41V76H40ZM70 77H71V76H70ZM70 77H69V78H70ZM89 77H91V76H89ZM99 77H101V76H99ZM102 77H103V75H102ZM105 77H106V76H105ZM108 77H109V74H108ZM110 77H111V76H110ZM116 77H118V76H116ZM145 77H146V76H145ZM152 77H153V76H152ZM155 77H156V76H155ZM161 77H162V76H161ZM173 77H174V76H173ZM179 77H180V75H179ZM75 78H76V77H75ZM91 78H92V77H91ZM94 78H95V77H94ZM94 78H93V79H94ZM114 78H115V77H114ZM114 78H113V79H114ZM122 78H123V77H122ZM134 78H135V80H136V77H134ZM140 78H141V77H140ZM147 78H148V76H147ZM147 78H146V79H147ZM157 78H158V77H157ZM174 78H175V77H174ZM212 78H213V77H212ZM219 78H220V76H219ZM222 78H223V76H222ZM246 78H247V77H246ZM0 79H1V78H0ZM27 79H28V78H27ZM50 79L53 81V78H50ZM54 79H55V78H54ZM67 79H68V78H67ZM71 79H72V78H71ZM77 79H78V77H77ZM79 79L81 80V78H79ZM93 79H92V80H93ZM148 79H149V78H148ZM153 79H154V77H153ZM159 79H160V78H159ZM166 79H167V78H166ZM182 79H183V78H182ZM187 79H188V78H187ZM190 79H191V78H190ZM210 79H211V78H210ZM213 79H214V78H213ZM224 79H225V78H224ZM257 79H258V78H257ZM24 80H26V79H24ZM29 80H31V79H29ZM34 80H35V79H34ZM41 80H42V78H41ZM59 80H61V78H60ZM59 80H58V81H59ZM69 80H70V79H68V83H69ZM88 80H89V79H88ZM88 80L86 79L85 81H88ZM104 80H105V79L103 78V82H104ZM107 80H108V79H107ZM116 80H117V79H116ZM121 80H123V79H121ZM150 80H151V79H150ZM198 80H199V79H198ZM211 80H212V79H211ZM246 80H247V79H246ZM253 80H254V77H253ZM42 81H43V80H42ZM65 81H66V80H65ZM112 81H114V80H110V82H112ZM117 81H119V79H118ZM153 81H154V80H153ZM180 81H181V80H180ZM185 81L187 82V81H189V80H186V77H185ZM24 82H26V81H24ZM36 82H37V81H36ZM39 82H40V78H39ZM43 82H44V81H43ZM43 82H42V83H43ZM60 82L63 83V81H60ZM100 82H101V81H100ZM110 82L108 83V85L110 84ZM168 82H169V81H168ZM172 82H173V81L171 80V83H172ZM181 82H183V81H181ZM224 82H225V80H224ZM246 82H247V81H246ZM251 82H252V80H251ZM254 82H256V81H254ZM2 83H3V82H2ZM72 83H73V81H72ZM90 83H91V82L89 81V84H90ZM94 83H95V82H94ZM97 83H98V85H99V82H96V84H97ZM114 83H117V84H118V82H115V81H114ZM126 83H127V82H126ZM174 83H175V81H174ZM177 83H178V82H177ZM187 83H188V82H187ZM206 83H208V82H206ZM210 83H211V82H210ZM214 83H215V82H214ZM229 83H230V82H229ZM247 83H248V82H247ZM249 83H250V81H249ZM53 84H56V83H53ZM73 84H74V83H73ZM82 84H83V83H82ZM82 84H81V85H82ZM147 84H148V82H147ZM155 84H156V82H155ZM157 84H158V83H157ZM166 84H167V83H166ZM185 84H186V83H185ZM221 84H222V82H221ZM230 84H232V83H230ZM230 84L227 83V85H230ZM236 84H237V83H236ZM236 84H235V85H236ZM244 84H245V83H244ZM253 84H254V83H252V85H253ZM17 85H18V84H17ZM17 85H16V86H17ZM42 85H44V84H42ZM63 85H64V83H63ZM67 85H68V84H67ZM79 85H80V84H79ZM85 85H86V84H84V86H85ZM100 85H101V83H100ZM104 85H105V82H104ZM106 85H107V83H106ZM113 85H114V84L112 83V87H113ZM169 85H170V84H169ZM222 85H223V84H222ZM241 85H242V84H241ZM250 85H251V84H250ZM258 85H259V81H258ZM21 86H22V84H21ZM21 86H20V84L18 85V87H21ZM68 86H69V85H68ZM74 86H76V85H74ZM109 86H110V85H109ZM117 86H118V85H116V87H117ZM133 86H134V84H133ZM150 86H152V85H150ZM155 86H156V85H155ZM158 86H159V85H158ZM170 86H171V85H170ZM175 86H176V85H175ZM177 86H178V84H177ZM183 86H185V88L188 87L187 85H183ZM191 86H192V85H191ZM196 86H197V85H196ZM210 86H211V84H210ZM216 86H218L217 83H216ZM224 86H226V85H224ZM237 86H238V85H237ZM239 86H240V84H239ZM259 86H260V85H259ZM259 86H258V87H259ZM3 87H4V86H3ZM35 87H36V86H35ZM42 87H43V86H42ZM78 87H79V86H78ZM81 87L83 88V86H81ZM85 87H87V86H85ZM88 87H90V85H89ZM95 87H96V86H95ZM101 87H103V86H101ZM134 87H135V86H134ZM137 87L140 88V87H142V86L139 85V86H137ZM146 87H147V86H146ZM159 87H161V86H159ZM179 87H180V86H179ZM201 87H203V86H201ZM206 87H207V86H205V88H206ZM248 87H249V86H248ZM38 88H39V87H38ZM46 88H48V86H46ZM56 88H57V86H56ZM76 88H77V86H76ZM99 88H100V87H98V89H99ZM103 88H104V87H103ZM107 88H108V87H107ZM110 88H111V86H110ZM125 88H126V87H125ZM129 88H130V87H129ZM144 88H145V85H144ZM154 88H155V87H154ZM162 88H163V87H162ZM162 88L158 89V91H160V90L162 91ZM167 88H168V87H167ZM175 88L177 89V87H175ZM180 88H181V87H180ZM194 88L196 89V87H194ZM205 88H203V90H205ZM217 88H219V86H218ZM223 88H224V87H223ZM229 88H230V87H229ZM236 88H237V87H236ZM236 88H235V91H236ZM240 88H241V86H240ZM256 88H257V87H256ZM42 89H43V88H42ZM44 89H45V88H44ZM51 89H52V88H51ZM63 89H64V88H63ZM65 89H66V87H65ZM77 89H78V88H77ZM90 89H93V88H90ZM94 89H96V88H94ZM130 89H131V88H130ZM130 89H129L128 91H130ZM140 89H142V88H140ZM150 89H151V88H150ZM169 89H171V87H170ZM213 89H214V88H213ZM232 89H233V88H232ZM253 89H254V88H253ZM3 90H4V89H3ZM6 90H7V89H6ZM49 90H50V88H49ZM49 90H47V91H49ZM70 90H71V89H70ZM102 90H103V89H102ZM102 90H101V91H102ZM107 90L109 91V89H107ZM107 90H104V91H106V93H108ZM120 90H121V89H120ZM126 90H127V89H126ZM132 90H134V89L132 88ZM136 90H137V89H136ZM138 90H139V89H138ZM179 90H180V89H179ZM188 90H189V89H188ZM216 90L219 91L220 89H219V90L216 89ZM246 90H247V89H246ZM248 90H249V89H248ZM250 90H251V89H250ZM258 90H261V89L258 88ZM59 91H60V90H59ZM78 91H79V89H78ZM78 91H76V92H78ZM81 91H82V89L80 88V92H81ZM86 91H87V90H86ZM88 91H89V89H88ZM88 91H87V92H88ZM92 91H93V90H92ZM96 91H97V89H96ZM101 91H99V93H100ZM104 91H103V92H104ZM114 91L116 92V90H114ZM134 91H135V90H134ZM140 91H141V90H140ZM152 91H153V90H152ZM169 91H170V90H169ZM171 91H172V90H171ZM171 91H170V92H171ZM173 91H174V90H173ZM180 91H181V90H180ZM180 91H179V92H180ZM182 91H184V90L182 89ZM225 91H228V90H225ZM240 91H241V90H240ZM35 92H36V91H35ZM35 92H34V93H35ZM38 92H39V90H38ZM64 92H65V91H64ZM76 92H75V93H76ZM80 92H78V94H80ZM115 92H113V93H115ZM117 92H118V91H117ZM117 92H116V93H117ZM123 92H124V91H123ZM162 92H163V91H162ZM162 92H160V93H162ZM170 92H169V93H170ZM184 92H185V91H184ZM187 92L189 93L190 91H187ZM192 92H193V91H192ZM198 92H199V91H198ZM201 92H202V91H201ZM203 92H204V91H203ZM210 92H211V91H210ZM243 92H244V91H243ZM2 93H3V92H2ZM29 93H30V92H29ZM34 93L32 92L33 95H34ZM56 93H57V91H56ZM59 93H61V92H59ZM70 93H71V92H70ZM90 93H91V92H90ZM99 93H97V94H99ZM110 93H112V92H110ZM120 93H121V92H120ZM120 93H119V94H120ZM147 93H148V91H147ZM149 93H150V91H149ZM164 93H165V92H164ZM164 93H163V94H164ZM215 93L217 94V92H215ZM240 93H241V92H240ZM244 93H246V92H244ZM32 94H31V95H32ZM37 94H39V93H37ZM65 94H66V93H65ZM91 94H92V93H91ZM131 94H132V93H131ZM135 94H136V93H135ZM137 94H138V93H137ZM137 94H136V95H137ZM152 94H153V93H152ZM185 94H187V93H185ZM213 94H214V93H213ZM218 94H219V93H218ZM232 94H233V92H232ZM234 94H237V93H234ZM246 94H248V93H246ZM250 94H251V92H250ZM253 94H254V93H253ZM257 94H258V93H257ZM33 95H32V96H33ZM71 95H73V94H71ZM80 95H81V94H80ZM88 95H89V94H88ZM103 95H105V94H103ZM112 95H113V94H110V96H112ZM124 95H125V94H124ZM160 95H161V94H160ZM160 95H159V96H160ZM174 95H175V94H174ZM179 95H180V94H179ZM182 95L185 96L184 93H183ZM187 95H188V94H187ZM209 95H210V93H209ZM254 95H255V94H254ZM6 96H7V95H6ZM46 96L49 97V94L47 93ZM74 96H75V95H74ZM89 96H90V95H89ZM100 96H102V95H100ZM118 96H119V95H118ZM122 96H123V95H122ZM157 96H158V95H157ZM161 96H163V95H161ZM165 96H167V95H165ZM169 96H170V95H169ZM171 96H172V94H171ZM175 96H176V95H175ZM189 96H190V95H189ZM210 96H211V95H210ZM214 96H215V95H214ZM247 96H248V95H247ZM252 96H253V95H252ZM0 97H1V95H0ZM3 97H4V95H3ZM33 97H34V96H33ZM85 97H86V94H85ZM91 97H93V96H91ZM120 97H121V96H120ZM140 97H141V96H140ZM140 97H139V100L141 99ZM163 97H164V96H163ZM173 97H174V96H173ZM190 97H192V96H190ZM206 97H207V96H206ZM212 97H213V96H211V98H212ZM217 97H218V95H217ZM238 97H239V95H238ZM249 97H250V96H249ZM249 97H248V100L250 99ZM23 98H24V97H23ZM49 98H50V97H49ZM74 98H75V97H74ZM79 98H80V97H79ZM102 98H103V97H102ZM105 98L107 99V94H106ZM111 98H114V97H111ZM133 98H134V97H133ZM133 98H132V99H133ZM179 98H180V97H179ZM201 98H202V95H201ZM209 98H210V97H209ZM211 98H210V99H211ZM242 98H243V97H242ZM245 98H247V97H245ZM251 98H252V97H251ZM1 99H3V98H1ZM9 99H10V98H8V100H9ZM14 99L16 100V98H14ZM29 99H30V98H29ZM61 99H62V97H61ZM86 99H87V98H86ZM97 99H98V97H97ZM121 99H122V98H121ZM124 99H125V98H124ZM135 99H136V98H135ZM148 99H149V98H148ZM182 99H183V98H182ZM186 99H187V98H186ZM186 99H185V100H186ZM212 99H214V98H212ZM21 100H23V99H21ZM32 100H33V99H32ZM103 100H105V99L103 98ZM107 100H108V99H107ZM107 100H106V102H107ZM139 100H138V103L140 102ZM159 100H160V99H159ZM179 100H180V99H179ZM187 100H189V99H187ZM192 100H193V99H192ZM216 100H217V98H216ZM216 100H215V102H216ZM236 100H237V98H236ZM240 100H241V97H240ZM240 100H239V101L237 100V101L240 102ZM243 100H244V99H243ZM9 101H12V100H9ZM19 101H20V98H19L18 102H19ZM29 101H30V100H29ZM48 101H49V99H48ZM56 101H57V100H56ZM62 101L65 102V100H62ZM83 101H84V100H83ZM113 101H114V100H113ZM125 101H126V100H125ZM128 101H130V99H129ZM128 101H127L126 103H127V104H130V102L128 103ZM133 101H134V103H136L135 101H137V100H133ZM257 101H258V100H257ZM12 102H13V101H12ZM34 102H35V101H34ZM34 102H33V103H34ZM45 102H47V100H45ZM50 102H51V99H50ZM52 102H53V101H52ZM63 102H62V103H63ZM71 102H72V101H71ZM71 102H70V103H71ZM77 102H79V101H77ZM86 102H87V101H86ZM86 102H85V104H86ZM101 102H102V99H101ZM104 102H105V101H104ZM108 102H109V101H108ZM108 102H107V103H108ZM131 102H132V101H131ZM159 102H160V101H159ZM168 102H169V101H168ZM176 102H177V101H176ZM195 102L198 103V101H195ZM195 102H194V103H195ZM199 102H200V100H199ZM202 102H203V101H202ZM209 102H210V100H209ZM209 102H208V103H209ZM242 102H243V101H242ZM245 102H246V101H245ZM250 102H251V99H250ZM250 102H249V104H250ZM260 102H262V101H260ZM19 103H20V102H19ZM22 103H25V102L23 101ZM26 103H27V102H26ZM29 103H30V102H29ZM33 103H30V104H33ZM42 103H44V102H43V99H42ZM42 103H41V104H42ZM55 103H56V102H55ZM55 103H54V104H55ZM59 103H60V102H59ZM59 103L57 102V104H59ZM95 103H96V102L94 101V104H95ZM115 103H117V102H115ZM138 103H137V104H138ZM140 103H141V102H140ZM140 103H139V104H140ZM144 103H145L146 107L148 108V106H147V104H146L147 102L144 101ZM148 103H149V102H148ZM183 103H184V101H183ZM183 103H179V102H178V104H182V105H183ZM197 103H196V104H197ZM204 103H205V102H204ZM216 103H217V102H216ZM216 103H215V104H216ZM219 103H220V102H219ZM219 103H218V104H219ZM246 103L248 104V102H246ZM257 103H259V102H256V105H257ZM10 104H11V103H10ZM39 104H40V103H39ZM47 104H48V103H47ZM49 104H50V103H49ZM52 104H53V103H52ZM71 104H72V103H71ZM71 104H69V105H71ZM77 104H78V103H77ZM90 104H91V103H90ZM96 104H97V103H96ZM99 104H103V103H99ZM139 104H138V105H139ZM155 104H156V103H155ZM211 104H212V103H211ZM220 104H221V103H220ZM235 104H236V103H235ZM247 104H246V105H247ZM259 104H260V103H259ZM0 105H1V103H0ZM60 105H61V104H60ZM60 105H59V106H60ZM64 105H65V103H64ZM69 105L67 106V104H66L65 107H69ZM79 105H80V104H79ZM83 105H84V102H83ZM83 105H82V106H83ZM87 105H89L88 102H87ZM107 105H108V104H107ZM107 105H105V107H107ZM124 105H126V104H124ZM130 105H131V104H130ZM132 105H133V103H132ZM164 105H165V104H164ZM169 105H170V104H169ZM187 105H188V104H187ZM194 105H195V104H194ZM240 105H241V103H240ZM254 105H255V103H254ZM263 105H264V104H263ZM10 106H11V105H10ZM10 106H9V107H10ZM16 106H17V105H16ZM20 106H21V103H20ZM32 106L35 107L36 105H32ZM37 106H38V105H37ZM41 106H42V105H41ZM57 106H58V105H57ZM62 106H63V105H62ZM76 106H77V105H76ZM82 106L80 105L79 108H82ZM90 106L92 107V104H91ZM94 106H95V105H94ZM97 106H98V105H97ZM100 106H101V108H103L102 105H99L98 108H99ZM135 106H136V105H135ZM140 106H141V105H140ZM143 106H144V105H143ZM152 106H153V105H152ZM172 106H173V105H172ZM180 106H181V105H180ZM199 106H200V104H199ZM219 106H220V105H219ZM231 106H232V105H231ZM243 106H244V105H243ZM257 106H258V105H257ZM13 107H15L14 104H13ZM22 107H24V106H22ZM27 107H28V106H27ZM47 107H48V106H47ZM50 107H51V106H50ZM55 107H56V106H55ZM71 107H72V106H71ZM116 107H117V106H116ZM130 107H131V106H130ZM146 107H145V108H146ZM154 107H155V106H154ZM163 107H164V106H163ZM185 107H186V106H185ZM191 107H192V106H191ZM193 107H194V106H193ZM201 107H202V106H201ZM234 107H236V106H234ZM238 107H239V106H238ZM258 107H260V105H259ZM263 107H264V106H263ZM10 108H11V107H10ZM17 108H18V107H17ZM32 108H33V107H32ZM38 108H39V106H38ZM73 108H76V107H74V105H73ZM73 108H72V110H73ZM86 108H87V106H86ZM138 108H139V107H138ZM138 108H137V110H138ZM204 108H205V107H204ZM204 108H203V109H204ZM231 108H232V107H231ZM239 108H240V107H239ZM244 108L246 109V107H244ZM250 108H251V107H250ZM11 109H12V108H11ZM11 109H10V110H11ZM20 109H21V108H20ZM26 109H27V108H26ZM28 109H29V107H28ZM58 109L60 110V108H58ZM62 109H63V108H62ZM87 109H88V108H87ZM87 109H86V111H87ZM92 109H94V108H92ZM92 109H90V110H92ZM133 109H134V106H133ZM155 109H156V108H155ZM155 109L153 108V110H155ZM166 109H167V108H166ZM171 109H174V107L171 108ZM186 109H187V108H186ZM189 109H190V108H189ZM189 109H188V110H189ZM198 109H199V108H198ZM206 109H207V108H206ZM217 109H219L218 106H217V108H216V112H217ZM240 109L242 110V108H240ZM262 109H263V108H262ZM7 110H8V109H7ZM10 110H9V111H10ZM13 110H15V108H14ZM13 110H11L12 113H13ZM38 110H40V108H39ZM75 110H76V109H75ZM83 110H84V112H86L85 109H83ZM94 110H95V109H94ZM107 110L109 111V109H107ZM110 110H111V109H110ZM162 110H163V109H162ZM179 110H180V109H179ZM183 110H184V108H183ZM188 110H186V111H188ZM190 110H191V109H190ZM193 110H194V109H193ZM246 110H248V109H246ZM11 111H10V115H11ZM17 111H18V110H17ZM21 111H22V110H21ZM31 111L34 112V109L31 110ZM40 111H42V110H40ZM54 111H55V110H54ZM78 111H79V110H78ZM80 111H82V110H80ZM100 111H101V110H100ZM104 111H105V110H104ZM108 111H107V112H108ZM112 111H113V110H112ZM121 111H122V110H121ZM123 111H124V110H123ZM123 111H122V112H123ZM140 111H141V110H140ZM144 111H145V109H144ZM147 111H148V109L146 110V112H147ZM173 111H174V110H173ZM204 111H205V110H204ZM218 111H219V110H218ZM235 111H236V110H235ZM237 111H238V110H237ZM255 111H257V109H256ZM258 111H259V109H258ZM18 112H19V111H18ZM26 112H27V111H26ZM48 112H50L49 109H48ZM74 112H75V111H74ZM92 112H93V110H92ZM92 112H91V113H92ZM105 112H106V111H105ZM114 112H115V111H114ZM117 112H118V111H117ZM149 112H150V110H149ZM154 112H155V111H154ZM179 112H180V111H179ZM198 112H199V110H198ZM207 112H208V109H207ZM245 112H247V111H245ZM259 112H260V111H259ZM5 113H6V111H5ZM5 113H4V114H5ZM22 113H25V112L23 111ZM37 113H38V112H37ZM54 113H55V112H54ZM54 113H53V114H54ZM65 113H66V112H65ZM68 113H69V112H68ZM68 113H66V114H68ZM79 113H80V112H79ZM88 113H89V109H88ZM130 113H131V112H130ZM130 113H129V114H130ZM140 113H142V112H140ZM183 113H184V112H183ZM188 113H189V112H187V114H188ZM195 113H197V111H195ZM217 113H218V112H217ZM221 113H224V112H221ZM229 113H230L229 116H230V118H231V116H232V115H231V112H229ZM250 113H251V111H250ZM250 113H249V114H250ZM253 113H254V112H253ZM257 113H258V112H257ZM0 114H1V113H0ZM14 114H15V113H14ZM27 114H28V113H27ZM27 114H26V115H27ZM61 114H62V113H61ZM69 114H70V113H69ZM69 114H68V115H69ZM74 114H75V113H74ZM76 114H77V113H76ZM81 114H83V113H81ZM100 114L103 115V113H101V112H100ZM100 114H99V115H100ZM119 114H120V116H119L120 119H122V118H121L122 113L120 112ZM127 114H128V113H127ZM147 114H149V113H147ZM156 114H157V113H156ZM179 114H180V113H179ZM179 114H178V115H179ZM189 114H190V113H189ZM192 114H193V111H192ZM204 114H205V113H204ZM209 114H210V113H209ZM218 114H219V113H218ZM239 114H240V113H239ZM247 114H248V113H247ZM249 114H248V116H249ZM254 114H256V113H254ZM260 114H261V113H260ZM19 115H21V114H19ZM19 115H18V117H19ZM26 115H25V116H26ZM34 115H35V114H34ZM37 115H38V114H37ZM46 115H47V114H46ZM48 115H49V114H48ZM48 115H47L46 117H48ZM51 115H52V114H51ZM51 115L49 116L50 119H51ZM57 115H59V114H57ZM77 115H79V114H77ZM77 115H76V118H77ZM83 115H84V114H83ZM83 115H82L81 117H83ZM86 115H87V114H86ZM89 115H90V114H89ZM89 115H88V116H89ZM102 115H101V116H102ZM107 115H108V114H107ZM107 115H106V116H107ZM110 115H111V114H110ZM116 115H117V114H116ZM144 115H145V113H144ZM184 115H186V114H184ZM197 115H198V114H197ZM205 115H206V114H205ZM221 115H222V114H221ZM223 115H224V114H223ZM223 115H222V116H223ZM15 116H16V114H15ZM29 116H30V115H29ZM69 116H70V115H69ZM73 116H74V115H73ZM93 116H94V112H93ZM96 116H97V115H96ZM104 116H105V115H104ZM126 116H127V115H126ZM134 116H135V115H134ZM136 116H137V113H136ZM167 116H169V115H167ZM187 116H188V115H187ZM190 116H191V115H190ZM190 116H188V117L190 118ZM222 116H221V117H222ZM227 116H228V114H227ZM18 117H17V118H18ZM37 117H39V116H37ZM46 117H45V118H46ZM53 117H55V116H53ZM86 117H87V116H86ZM90 117H91V115H90ZM94 117H95V116H94ZM128 117H130V115H129ZM153 117H154V116H153ZM202 117H203V116H202ZM213 117H214V116H213ZM218 117H219V116H218ZM236 117H237V116H236ZM254 117H255V116H254ZM256 117H257V115H256ZM261 117H262V116H261ZM261 117H260V115H259V119H260ZM3 118H4V117H3ZM21 118H22V117H21ZM31 118H32V117L29 118V121H30ZM33 118H34V117H33ZM41 118H42V117H41ZM45 118H44V119H45ZM58 118H59V117H57V119H58ZM61 118L63 119L64 117H61ZM67 118H68V117H67ZM71 118H72V117H71ZM73 118H75V117H73ZM101 118H102V117H101ZM106 118H107V117H105L104 119H106ZM112 118H113V116H112ZM125 118H126V117L124 116V119H125ZM140 118H141V116H140ZM159 118H160V117H159ZM166 118H167V117H166ZM178 118H180V117H178ZM178 118H177V119H178ZM209 118H210V117H209ZM224 118H225V117H223V119H224ZM0 119H1V118H0ZM4 119H5V118H4ZM4 119H1V120H4ZM24 119H25V118H24ZM52 119H54V118H52ZM52 119H51V120H52ZM78 119H79V118H78ZM83 119H84V118H83ZM83 119H82V120H83ZM86 119H87V118H86ZM94 119H95V118H94ZM104 119H103V120H104ZM109 119H110V117H109ZM113 119H114V118H113ZM113 119H112V123H113V121L115 122V120H113ZM115 119H116V118H115ZM127 119H129V118H126L125 120L127 121ZM134 119H136V121H137L138 118H134ZM145 119H146V118H145ZM202 119H203V118H202ZM212 119H213V118H212ZM228 119H229V118H228ZM236 119H237V118H236ZM249 119H250V118H249ZM262 119H263V118H261V120H262ZM64 120H65V119H64ZM69 120H70V118H69ZM69 120L67 121V123L69 122ZM82 120H81V121H82ZM90 120H91V119H90ZM90 120H88V122H89ZM92 120H93V119H92ZM99 120H100V119H99ZM125 120H124V121H125ZM139 120H140V119H139ZM150 120H152V119H150ZM181 120H182V119H181ZM185 120H186V119H185ZM207 120H208V119H207ZM253 120H254V119H253ZM23 121H24V120H23ZM33 121H34V119H33ZM35 121H36V120H35ZM44 121H46V120H44ZM77 121H78V120H77ZM132 121H134V120H131V122H132ZM136 121H134V122H136ZM142 121H144V120H142ZM142 121H141V124H142ZM145 121H146V120H145ZM154 121H155V120H154ZM204 121H205V120H204ZM220 121H221V119H220ZM239 121H240V120H239ZM262 121H264V120H262ZM5 122H6V121H5ZM5 122H4V125H5ZM20 122H21V121H20ZM37 122H38V121H37ZM56 122H57V120H56ZM64 122H65V121H64ZM74 122H75V121H74ZM86 122H87V121H86ZM88 122H87V123H88ZM96 122H97V119H96ZM98 122L100 123V121H98ZM107 122H108V121H107ZM107 122H106V123H107ZM117 122H119V121H117ZM131 122H130V123H131ZM151 122H152V121H150V123H151ZM157 122H158V121H157ZM177 122H178V121H177ZM211 122H212V121H211ZM229 122H230V120H229ZM244 122H245V121H244ZM254 122H255V120H254ZM260 122H261V121H260ZM14 123H16V122H14ZM17 123H19V121H17ZM27 123H28V122H27ZM78 123H79V122H78ZM78 123H77V125H78ZM82 123H83V122H82ZM87 123H86V124H87ZM90 123H91V122H90ZM109 123H110V122H109ZM183 123H184V122H183ZM183 123H182V124H183ZM185 123H186V121H185ZM212 123H213V122H212ZM246 123H248V122H246ZM52 124H53V123H52ZM55 124H56V123H55ZM122 124H123V123H122ZM151 124H152V123H151ZM205 124H206V123H205ZM221 124H222V123H221ZM243 124H244V123H243ZM254 124H255V123H254ZM41 125H42V124H41ZM43 125H44V124H43ZM63 125H64V124H63ZM72 125H74V127H76V124H72ZM79 125H80V124H79ZM104 125H105V124H104ZM110 125H111V124H110ZM116 125H117V124H116ZM127 125H128V124H127ZM127 125H126V126H127ZM129 125H130V124H129ZM129 125H128V126H129ZM136 125H137V124H136ZM146 125H147V124H146ZM166 125H167V124H166ZM166 125H165V126H166ZM178 125H179V124H178ZM184 125H185V124H184ZM201 125H202V124H201ZM201 125H200V127H201ZM226 125H227V124H226ZM5 126H6V125H5ZM31 126H32V125H31ZM34 126H36V125H34ZM37 126H38V124H37ZM52 126H54V124H53ZM80 126H81V125H80ZM85 126H86V125H85ZM94 126H95V124H94ZM94 126H93V127H94ZM99 126H100V125H99ZM99 126H98V127H99ZM112 126H113V124H112ZM117 126H118V125H117ZM142 126H144V125H142ZM147 126H148V125H147ZM151 126H152V125H151ZM162 126H163V125H162ZM246 126H247V125H246ZM12 127H13V126H12ZM48 127H49V126H48ZM54 127H55V126H54ZM67 127H68V126H67ZM87 127H88V125H87ZM96 127H97V125H96ZM100 127H101V126H100ZM107 127H108V126H106V125L104 126V128H107ZM113 127H114V126H113ZM119 127H120V125H119ZM124 127H125V124H124ZM133 127H134V126H133ZM145 127H146V126H145ZM159 127H160V126H159ZM159 127H157V128H159ZM193 127H194V126H193ZM196 127H197V126H196ZM212 127H213V125H212ZM44 128H45V127H44ZM44 128H43V130H44ZM49 128H50V127H49ZM82 128H83V127L81 126V129H82ZM94 128H95V127H94ZM101 128H102V127H101ZM140 128H141V127H140ZM149 128H150V127H149ZM153 128H154V126H153ZM176 128H177V127H176ZM1 129H2V128H1V125H0V130H1ZM6 129L8 130L7 132H6ZM6 129H5V128L3 129V130H4V131H3L4 133H5V132H6V133H8V132L11 133V130H12L11 128L6 127ZM9 129H10V130H9ZM35 129H36V128H35ZM45 129L47 130V128H45ZM55 129H57V127H56ZM61 129H62V128H61ZM68 129H69V128H68ZM68 129H63V130H64V132L67 133V131H65V130H68ZM83 129H84V128H83ZM91 129H92V128H91ZM108 129H109V128H108ZM114 129H115V128H114ZM129 129H130V128H129ZM185 129H186V128H185ZM197 129H198V128H197ZM262 129H263V128H262ZM36 130L39 131V129H36ZM43 130H41V131H43ZM46 130H45V132H46ZM52 130H53V129H52ZM74 130H75V129H74ZM95 130H96V129H95ZM97 130H98V129H97ZM99 130H100V128H99ZM101 130H102V129H101ZM104 130H105V129H104ZM111 130H112V129H111ZM115 130H116V129H115ZM117 130H118V129H117ZM125 130H126V128H125ZM125 130H124V131H125ZM144 130H145V129H144ZM161 130H162V129H161ZM174 130H175V129H174ZM178 130L181 132L180 128L177 129V131H178ZM186 130H187V129H186ZM194 130H196V129H194ZM247 130H248V129H247ZM249 130H250V127H249ZM255 130H256V129H255ZM255 130H254V131H255ZM260 130H261V129H260ZM13 131H14V129H13ZM38 131H37V132H38ZM56 131H57V133H58V129H57ZM77 131H78V130H77ZM93 131H94V130H93ZM102 131H103V130H102ZM137 131H138V130H137ZM148 131H149V130H148ZM170 131H171V130H170ZM179 131H178V132H179ZM252 131H253V129H252ZM263 131H264V130H263ZM15 132H16V131H15ZM60 132H61V131H60ZM68 132H69V131H68ZM82 132H83V131H82ZM82 132H81V133H82ZM97 132H98V131H97ZM100 132H101V131H100ZM108 132H109V131H108ZM122 132H123V131H122ZM122 132H121V133H122ZM143 132H144V131H143ZM145 132H146V130H145ZM175 132H176V131H175ZM193 132H194V131H193ZM260 132H261V131H260ZM38 133H39V132H38ZM43 133H44V132H43ZM48 133H49V132H48ZM50 133H52V132L50 131ZM62 133H63V132H62ZM69 133H70V132H69ZM92 133H95V132H92ZM102 133H104V132H102ZM111 133L116 134V133L113 132V131H112ZM123 133H124V132H123ZM133 133H134V132H133ZM136 133H137V132H136ZM139 133L141 134V131H140V132L138 131L137 134L139 135ZM168 133H169V130H168ZM170 133H171V132H170ZM39 134H40V133H39ZM75 134H77V133H75ZM78 134H79V133H78ZM86 134H87V133H86ZM89 134H90V132H89ZM128 134H129V133H128ZM130 134H131V133H130ZM158 134H159V133H158ZM165 134H166V133H165ZM175 134H176V133H175ZM191 134H192V133H191ZM196 134H197V133H196ZM214 134H215V133H214ZM260 134H261V133H260ZM3 135H4V134H3ZM12 135H13V134H12ZM43 135H44V134H43ZM57 135L59 136V133L56 134V135H54L53 137H57ZM63 135H64V134H63ZM63 135H62V136H63ZM70 135H71V133H70ZM87 135H88V134H87ZM96 135H97V134H96ZM98 135H99V134H98ZM101 135H102V134H101ZM126 135H127V134H126ZM134 135H136V134H134ZM134 135H132L131 137H133ZM141 135H142V134H141ZM148 135H149V134H148ZM154 135H155V133H154ZM215 135H216V134H215ZM39 136H40V135H39ZM39 136H38V138H39ZM74 136H76V135H74ZM89 136H90V135H89ZM89 136H88L87 138H89ZM93 136H94V135H93ZM102 136H103V135H102ZM104 136H105V135H104ZM109 136H111V135H109ZM117 136H118V133H117ZM119 136L121 137V135H119ZM119 136H118V138H120ZM152 136H153V135H152ZM152 136H151V137H152ZM155 136H156V135H155ZM157 136H158V135H157ZM227 136H228V135H227ZM13 137H15V135H14ZM43 137H44V136H43ZM46 137H48V136H46ZM53 137H52V138H53ZM59 137H60V136H59ZM68 137H69V136H68ZM76 137H77V136H76ZM76 137H75V138H76ZM78 137H79V136H78ZM78 137H77V138H78ZM99 137H100V136H99ZM127 137H128V136H127ZM131 137H130V138H131ZM140 137H141V136H140ZM164 137H165V136H164ZM189 137H190V136H189ZM196 137H197V136H196ZM224 137H225V136H224ZM57 138H58V137H57ZM79 138H80V137H79ZM92 138H93V137H92ZM124 138H125V137H124ZM128 138H129V137H128ZM128 138H127V140H129ZM138 138H139V137H138ZM138 138H137V139H138ZM147 138H148V136H147ZM174 138H175V137H174ZM211 138H212V136H211ZM211 138H210V139H211ZM222 138H223V137H222ZM263 138H264V137H263ZM1 139H2V138H1ZM47 139H48V138H47ZM63 139H64V137H63ZM70 139H71V137H70ZM83 139H84V137H83ZM89 139H90V138H89ZM101 139H102V138H101ZM108 139H109V141H111L110 138H108ZM116 139H117V137H116ZM134 139H136V138H134ZM134 139H133V141H135ZM137 139H136V140H137ZM148 139H149V138H148ZM157 139H158V138H157ZM176 139H177V135H176ZM176 139H175V143H177V142H176ZM178 139H179V138H178ZM178 139H177V140H178ZM212 139H213V138H212ZM6 140H8V139H6ZM11 140H12V139H11ZM74 140H75V139H74ZM91 140H92V139H91ZM96 140H97V138H96ZM112 140H113V139H112ZM127 140H126L125 143H127ZM141 140H142V139H141ZM145 140H146V138H145ZM169 140H170V139H169ZM181 140H182V139H181ZM181 140H180V141H181ZM221 140H222V139H221ZM254 140H256V139H254ZM254 140H253V143L255 144ZM27 141H29V140H27ZM35 141H36V140H35ZM58 141H59V140H58ZM71 141H73V140H71ZM77 141H79V140L77 139ZM100 141H101V140H100ZM119 141H120V140H119ZM129 141H130V140H129ZM164 141H165V140H164ZM172 141H173V140H172ZM186 141H187V140H186ZM190 141H191V140H190ZM196 141H198V140H196ZM213 141H214V140H213ZM4 142H5V141H4ZM4 142H3V144H4ZM31 142H33V141H31ZM43 142H46V141L43 140ZM64 142H65V141H64ZM104 142H105V139H104ZM144 142H145V141H144ZM144 142H143V143H144ZM148 142H149V141H148ZM187 142H188V141H187ZM198 142H199V141H198ZM262 142H263V141H262ZM35 143H38V142H35ZM35 143H34V144H35ZM39 143H40V142H39ZM48 143H50V141H49ZM48 143H47V144H46V143H45V144L43 143L42 146L48 145ZM74 143H75V142H74ZM80 143H83V142L80 141ZM96 143H97V141H96ZM100 143H101V142H100ZM100 143H99V144H100ZM112 143H113V142H112ZM117 143H118V142H117ZM122 143H123V142H122ZM130 143H131V142H130ZM134 143H135V142H133V144H134ZM137 143H139V139H138V141H137L135 144H137ZM188 143H189V142H188ZM224 143H226V142H224ZM256 143H257V142H256ZM258 143H259V142H258ZM23 144H24V143H23ZM55 144H57V143H55ZM85 144H86V143H85ZM85 144H84V145H85ZM90 144H91V143H90ZM110 144H111V142H110ZM123 144H124V143H123ZM127 144H128V143H127ZM191 144H192V142H191ZM193 144H194V143H193ZM193 144H192V145H193ZM38 145L40 146L39 148L42 149L41 144H38ZM49 145H50V144H49ZM51 145H53L52 142H51ZM51 145H50V146H51ZM61 145H63V144H61ZM68 145H69V144H68ZM80 145H81V144H80ZM88 145H89V144H88ZM100 145L102 146V144H100ZM112 145H113V144H112ZM131 145H132V144H131ZM131 145H129V146H131ZM174 145H175V144H174ZM184 145L186 146L185 143H184ZM187 145H188V144H187ZM3 146H4V145H3ZM53 146L55 147V145H53ZM56 146H57V145H56ZM76 146H77V145H76ZM85 146L87 147V145H85ZM105 146H106V145H105ZM107 146H108V145H107ZM118 146H120V145H118ZM118 146H117V147H118ZM141 146H142V145H141ZM165 146H167V144H166ZM255 146H256V144H255ZM1 147H2V146H1ZM27 147H28V146H27ZM48 147H49V146H48ZM58 147H59V145H58ZM61 147H63V146H61ZM61 147H59V148H61ZM71 147H72V145H71ZM90 147H92V146H90ZM114 147H115V146H114ZM136 147H137V145H136ZM167 147H168V146H167ZM167 147H166V148H167ZM191 147H193V146L190 145V149H191ZM203 147H205V146H203ZM28 148L30 149V147H28ZM59 148H58V149H59ZM64 148H65V147H64ZM96 148H98V147H96ZM96 148H95V149H96ZM99 148H100V147H99ZM119 148H120V147H119ZM129 148H130V147H129ZM145 148H146V147H145ZM152 148H153V147H152ZM160 148H161V146H160ZM169 148H170V146H169ZM206 148H208V147H206ZM210 148H212V146H211ZM32 149H33V147H32ZM34 149H36V148H34ZM54 149H55V148H54ZM54 149H53V150H54ZM73 149H74V148H73ZM112 149H113V148H112ZM130 149H131V148H130ZM130 149H129V150H130ZM132 149H133V148H132ZM146 149H147V148H146ZM146 149H145V150H146ZM150 149H151V148H150ZM153 149H154V148H153ZM157 149H158V148H157ZM161 149H162V148H161ZM181 149H182V148H181ZM190 149H189V151H190ZM194 149H195V147H194ZM199 149H200V148H199ZM260 149H261V148H260ZM61 150H62V148H61ZM66 150H67V149H66ZM70 150H72V148H70ZM99 150H101V148H100ZM102 150H103V146H102ZM117 150H119V149L117 148ZM117 150H116V151H117ZM126 150H127V149H126ZM138 150H139V148H138ZM138 150H137V151H138ZM140 150H141V149H140ZM140 150H139V151H140ZM142 150H144V149L142 148ZM151 150H152V149H151ZM171 150H172V149H171ZM197 150H198V149H197ZM200 150H201V149H200ZM202 150H203V149H202ZM202 150H201V153H202ZM207 150H208V149H207ZM222 150H223V149H222ZM2 151H3V150H2ZM35 151H36V150H35ZM43 151L45 152L46 150H43ZM43 151H42V153H43ZM48 151H49V150H48ZM59 151H60V150H58V152H59ZM67 151H68V150H67ZM91 151L93 152V154L95 153V152H94L95 150H94V151L91 150ZM97 151H98V150H97ZM106 151H107V150H106ZM110 151H111V150H110ZM110 151H109V152H110ZM119 151H120V150H119ZM133 151H134V150H133ZM133 151H132V152H133ZM154 151H155V149H154ZM159 151H160V150H159ZM167 151H168V150H167ZM167 151H166V152H167ZM172 151H173V150H172ZM209 151H210V150H209ZM212 151H213V150H212ZM4 152H5V151H4ZM54 152H55V151H54ZM56 152H57V151H56ZM60 152H61V151H60ZM84 152H85V151H84ZM100 152H101V151H100ZM113 152H114V151H113ZM123 152H124V151H123ZM126 152H127V151H126ZM128 152H129V151H128ZM155 152L158 153V151H155ZM161 152H164V150L161 151ZM175 152H176V150L174 151V153H175ZM180 152H181V151H180ZM192 152H193V150H192ZM196 152H197V151H196ZM198 152H199V151H198ZM23 153H24V152H23ZM34 153H35V152H34ZM51 153H52V152H51ZM61 153H64V152H61ZM76 153H77V152H76ZM102 153H103V152H102ZM105 153H107V152H105ZM116 153H117V152H116ZM124 153H125V152H124ZM139 153H140V152H139ZM157 153H156V155H157ZM167 153H168V152H167ZM203 153H204V152H203ZM21 154H22V153H21ZM32 154H33V153H32ZM32 154H31V155H32ZM56 154H57V153H56ZM90 154H91V153H90ZM93 154H91V155H93ZM108 154L112 155L111 152L108 153ZM118 154L121 155L120 153H118ZM133 154H134V153H133ZM160 154H161V153H160ZM160 154H159V155H160ZM0 155H1V154H0ZM5 155H6V154H5ZM34 155L36 156L37 154H34ZM83 155H84V153H83ZM104 155H105V154H104ZM122 155H123V154H122ZM124 155H125V154H124ZM150 155H151V154H149L148 157H150ZM174 155H175V154H174ZM181 155H182V154H181ZM181 155H180V156H181ZM183 155H184V154H183ZM189 155H190V154H189ZM194 155H195V154H194ZM207 155H208V154H207ZM12 156H13V155H12ZM26 156H28V155H26ZM26 156H25V157H26ZM41 156H42V155H41ZM45 156H46V155H45ZM58 156H59V155H58ZM58 156H57V157H58ZM79 156H80V155H79ZM85 156H86V155H85ZM95 156H96V155H95ZM105 156H108V155L106 154ZM127 156H129V155L127 154ZM130 156H131V155H130ZM137 156H138V155H137ZM163 156H164V155H163ZM167 156H168V155H167ZM176 156H178V155L176 154ZM202 156H203V155H202ZM1 157H3V155H1ZM1 157H0V158H1ZM5 157H6V156H5ZM31 157H32V156H31ZM33 157H34V156H33ZM33 157H32V159H33ZM48 157L51 158L49 155H48ZM54 157H55V156H54ZM86 157H88V156H86ZM86 157H85V158L83 157V160H84V159L86 160ZM92 157H93V156H92ZM120 157H121V156H120ZM132 157H133V156H132ZM132 157H131V158H132ZM20 158H21V157H20ZM26 158H27V157H26ZM28 158H29V156H28ZM34 158H35V157H34ZM38 158H39V156H38ZM41 158H42V157H41ZM55 158H56V157H55ZM72 158H73V157H72ZM79 158H80V157H79ZM104 158H105V157H104ZM106 158H108V157H106ZM106 158H105V159H106ZM110 158H111V157H110ZM110 158H109V159H110ZM113 158H114V160H115V157H113ZM125 158H126V157H125ZM125 158H124V157H121V160H123V159H125ZM137 158H138V157H137ZM145 158H147V157H145ZM180 158H183V157L181 156ZM195 158H196V157H195ZM201 158H202V157H201ZM10 159H11V158H10ZM13 159H14V160H13ZM29 159H30V158H29ZM35 159H36V158H35ZM46 159H47V158H46ZM65 159H66V158H65ZM81 159H82V158H81ZM91 159H92V158H91ZM93 159H94V158H93ZM99 159H101V158H99ZM99 159H98V160H99ZM102 159H103V158H102ZM126 159H127V158H126ZM132 159H133V158H132ZM138 159H139V158H138ZM189 159H190V158H189ZM191 159H192V158H191ZM198 159H199V157H198ZM15 160H16V158L14 157V158H12V160H11L10 162H11V163H15ZM52 160H53V159H52ZM58 160H59V159H58ZM77 160H78V159H77ZM88 160H89V159H88ZM94 160H95V159H94ZM187 160H188V159H187ZM194 160H197V159H194ZM13 161H14V162H13ZM28 161H29V160H27V162H28ZM32 161H35V160H32ZM48 161H49V160H48ZM59 161H61V160H59ZM66 161H68V160H66ZM78 161H80V160H78ZM81 161H82V160H81ZM115 161L117 162V160H115ZM147 161H148V160H147ZM162 161H163V160H162ZM167 161H168V160H167ZM178 161H179V160H178ZM183 161H184V160H183ZM202 161H203V160H202ZM30 162H31V161H30ZM38 162H39V161H38ZM38 162H37V163H38ZM61 162H62V161H61ZM61 162H60V163H61ZM63 162H65V160H64ZM69 162H70V161H69ZM69 162H68V164H70ZM71 162H72V161H71ZM74 162H75V161H74ZM74 162H73V163H74ZM95 162H96V161H95ZM99 162H100V161H99ZM99 162H98V163H99ZM116 162H115V165L118 164L120 161H119L118 163H116ZM126 162L128 163V161H126ZM181 162H182V161H181ZM185 162H187V161H185ZM197 162H198V161H197ZM55 163H58V162L55 161ZM80 163H81V162H80ZM84 163H85V162H84ZM87 163H88V162H87ZM90 163H91V162H90ZM92 163H93V162H92ZM120 163H123V162L121 161ZM155 163H156V162H155ZM157 163H158V162H157ZM165 163H166V162H165ZM167 163H168V162H167ZM183 163H184V162H183ZM42 164H43V163H42ZM51 164H52V163H51ZM62 164H63V163H62ZM66 164H67V163H66ZM66 164H65V165H66ZM123 164H124V163H123ZM173 164H174V163H173ZM184 164H185V163H184ZM199 164H200V163H199ZM65 165H64V166H65ZM71 165H72V164H71ZM73 165H74V164H73ZM73 165H72V166H73ZM75 165H78L77 162H76ZM87 165H89V164H87ZM96 165H97V164H96ZM102 165H103V164H101L100 166H102ZM107 165H108V164H107ZM112 165H113V164H112ZM112 165H111V166H112ZM141 165H142V164H141ZM152 165H153V164H152ZM158 165H159V164H158ZM163 165H164V163H163ZM170 165H171V163H170ZM202 165H203L202 168H204V167H205L204 164H202ZM2 166H3V165H2ZM69 166H70V165H69ZM78 166H79V165H78ZM93 166H94V165H93ZM125 166H126V165H125ZM125 166H123V167H125ZM127 166H128V165H127ZM155 166H156V165H155ZM174 166H175V165H174ZM190 166H191V165H190ZM195 166H196V164H195ZM199 166H200V165H199ZM249 166H251V165H249ZM62 167H63V166H62ZM70 167H71V166H70ZM73 167H74V166H73ZM75 167H76V166H75ZM82 167H83V166H82ZM89 167H90V166H89ZM103 167H104V166H103ZM105 167H106V166H105ZM116 167H117V165H116ZM116 167H115V168H116ZM119 167H120V166H119ZM146 167H147V166H146ZM160 167H161V166H160ZM180 167H181V166H180ZM191 167H192V166H191ZM85 168H86V167H85V165H84V168H83V169H85ZM95 168H96V167H95ZM109 168H110V167H109ZM115 168H114V169H115ZM132 168H133V167H132ZM132 168H131V170H132ZM147 168H148V167H147ZM172 168H173V167H172ZM177 168H178V167H177ZM186 168H187V167H186ZM197 168H198V165H197ZM197 168H195V171L197 170ZM246 168H247V165H246ZM251 168H252V167H251ZM12 169H13V168H12ZM42 169H43V167H42ZM63 169H64V167L62 168V170H63ZM66 169L68 170V168H65V170H66ZM75 169H77V171H79L80 168H75ZM87 169H88V168H87ZM89 169H91V168H89ZM89 169H88V170H89ZM97 169L101 171V168H100V169L97 168ZM97 169H96V170H97ZM105 169H106V168H105ZM120 169H121V168H120ZM168 169H169V168H168ZM173 169H174V168H173ZM175 169H176V168H175ZM181 169H182V168H181ZM198 169H199V168H198ZM215 169H218V168L215 167ZM244 169H245V168H244ZM253 169H254V168H253ZM69 170H70V169H69ZM69 170H68V171H69ZM112 170H113V169H112ZM158 170H159V168H158ZM176 170H177V169H176ZM179 170H180V168H179ZM201 170H202V169H201ZM204 170H205V168H204ZM230 170H231V169H230ZM237 170H238V169H237ZM249 170H251V169L249 168ZM84 171H85V170H84ZM118 171H119V170H118ZM159 171H160V170H159ZM164 171H165V170H164ZM186 171H188V169H187ZM189 171L191 172V170H189ZM232 171H233V170H232ZM239 171H240V170H239ZM0 172H1V171H0ZM14 172H15V171H14ZM75 172H76V171H75ZM102 172H103V171H102ZM162 172H163V171H162ZM197 172H198V171H197ZM200 172H201V171H200ZM216 172H217V171H216ZM234 172H235V171H234ZM242 172H243V171H242ZM255 172H256V171H255ZM255 172H254V173H255ZM92 173H93V171H92ZM95 173H96V172H95ZM105 173H106V171H105ZM151 173H152V172H151ZM159 173H160V172H159ZM191 173H192V172H191ZM198 173H199V172H198ZM261 173H263V172H261ZM18 174H19V173H18ZM80 174H81V173H80ZM82 174H83V173H82ZM85 174H86V173H85ZM89 174H91V171H90ZM187 174H188V172H187ZM195 174H196V173H195ZM241 174H242V173H241ZM243 174H244V173H243ZM249 174H250V173H249ZM16 175H17V173L15 174V176H16ZM102 175H103V173H102ZM159 175H160V174H159ZM171 175H172V174H171ZM252 175H253V171H252ZM15 176H14V177H15ZM86 176H87V174H86ZM100 176H101V175H100ZM100 176H99V177H100ZM167 176H168V174H167ZM197 176H198V175H197ZM236 176H238V174H237ZM236 176H235V177H236ZM239 176H240V175H239ZM260 176H261V175H260ZM14 177H13V179H14ZM77 177H78V176H77ZM82 177H83V176H82ZM90 177H91V176H90ZM90 177H88L89 180H93L94 177H93V178L91 177L92 179H90ZM102 177H103V176H102ZM165 177H166V176H165ZM4 178H6V177H4ZM9 178H10V177H9ZM21 178H22V177H21ZM65 178H66V177H65ZM69 178H70V177H69ZM248 178H249V177H248ZM263 178H264V177H263ZM263 178H261V179L264 180ZM0 179H1V178H0ZM2 179H3V178H2ZM11 179H12V178H11ZM11 179H10V181H11ZM15 179H16V178H15ZM15 179L12 180L11 182L7 180L8 182L12 183V185L9 183V184H10V186L8 185L9 187H8L7 184H6V181H4L5 179H3V180H2V182L4 181V185H3L4 187H3V188H7V187H8V188H11V187H12V189H14V188H13V185H14V187H15V186L18 187L17 185L19 184V183H18L19 180H17V182H15V181H16ZM17 179H18V178H17ZM28 179H29V178H28ZM103 179H104V178H103ZM157 179H158V178H157ZM162 179H163V178H162ZM169 179H170V177H169ZM192 179H193V178H192ZM201 179H202V178H201ZM239 179H240V178H239ZM243 179H244V178H243ZM245 179H246V177H245ZM22 180H23V179H22ZM26 180H27V179H26ZM26 180H24L25 183H26ZM29 180H30V179H29ZM105 180H106V178H105ZM134 180H135V179H134ZM158 180H159V179H158ZM158 180H156V181H158ZM237 180H238V179H237ZM252 180H253V179H252ZM262 180H261V181H262ZM162 181H164V180H161V182H162ZM184 181H185V180H184ZM195 181H196V180H195ZM201 181H202V180H201ZM246 181H248V183H249V180H246ZM256 181H257V178L255 179V182H256ZM259 181H260V177H259ZM8 182H7V183H8ZM14 182H15V183H14ZM24 182H22V184H23ZM94 182H98V181L96 180V178H95ZM153 182H155V180H153ZM153 182H152V183H153ZM175 182H176V181H175ZM262 182H263V181H262ZM16 183H17V185H16ZM20 183H21V182H20ZM27 183H28V182H27ZM157 183H158V182H157ZM177 183H178V180H177ZM213 183H214V182H213ZM252 183H253V182H252ZM256 183H257V182H256ZM2 184H3V183H2ZM158 184H159V183H158ZM160 184H161V183H160ZM242 184H243V183H242ZM244 184H245V183H244ZM250 184H251V182H250ZM263 184H264V183H263ZM67 185H68V184H67ZM201 185H202V184H201ZM248 185H249V184H248ZM253 185H254V184H253ZM256 185H257V184H256ZM24 186H25V185H24ZM27 186H28V185H26V187H27ZM153 186H154V184H153ZM155 186H156V185H155ZM184 186H186V185H184ZM189 186H190V185H189ZM202 186H203V185H202ZM259 186H260V185H259ZM20 187H22V186L19 184V187H18V188H15L16 191H15V189H14L15 193H17V192L20 193V191H21V188H20ZM26 187H23V188L25 189ZM164 187H165V186H164ZM263 187H264V186H263ZM263 187H262L261 190H264ZM23 188H22V191H24ZM155 188H156V187H155ZM212 188H213V187H212ZM241 188H242V187H241ZM245 188H246V187H245ZM260 188H261V187H260ZM260 188H258V189H260ZM18 189H20V191H18ZM173 189H174V188H173ZM195 189H196V188H195ZM140 190H141V189H140ZM148 190H149V189H148ZM165 190H166V189H165ZM174 190H175V189H174ZM171 191H172V190H171ZM193 191H194V190H193V188H192V193H193ZM133 192H134V191H133ZM135 192H136V191H135ZM180 192H181V191H179V193H180ZM196 192H197V191H196ZM199 192H200V191H199ZM15 193H14V194H15ZM250 193H251V192H250ZM133 194H134V193H133ZM140 194H141V193H140ZM161 194H162V193H161ZM168 194H169V193H168ZM171 194H172V193H171ZM189 194H190V193H189ZM189 194H188V195H189ZM197 194H198V193H197ZM163 195H164V194H163ZM172 195H173V194H172ZM181 195H182V194H181ZM181 195H180V196H181ZM239 195H240V194H239ZM136 196H137V195H136ZM167 196H168V195H167ZM173 196H175V195H173ZM129 197H130V196H129ZM137 197H138V196H137ZM164 197H166V196H164ZM168 197H169V196H168ZM185 197H186V196H185ZM126 198H128V196H127ZM132 198H133V197H132ZM189 198H190V197H189ZM191 198H192V197H191ZM204 198H205V197H204ZM241 198H242V196H241ZM246 198H248V197L246 196ZM129 199H130V198H129ZM133 199H134V198H133ZM140 199H141V198H140ZM171 199H172V198H171ZM185 199H186V198H185ZM198 199H199V198H198ZM206 199H207V198H206ZM175 200H176V199H175ZM177 200H178V199H177ZM202 200H203V199H202ZM202 200H201V201H202ZM111 201H113V200H111ZM139 201H140V200H139ZM162 201H164V200L162 199ZM159 202H160V200H159ZM165 202H166V201H165ZM169 202H170V201H169ZM169 202H167V203H169ZM181 202H183V201H181ZM243 202H244V201H243ZM245 202H246V201H245ZM247 202H248V201H247ZM251 202H252V201H251ZM111 203H112V202H111ZM167 203H166V204H167ZM171 203H173V202H171ZM175 203H176V202H175ZM183 203H184V202H183ZM185 203H186V202H185ZM185 203H184V204L181 203L182 206H184ZM162 204H163V203H162ZM164 204H165V203H164ZM164 204H163V205H164ZM156 205H157V204H156ZM160 205H161V204H160ZM202 205H204V204H202ZM252 205H253V204H252ZM263 205H264V204H263ZM172 206H173V205H172ZM182 206H181V208H185V206H184V207H182ZM253 206H255V207H253ZM253 206H252V208H254V210H253V209L251 210V207H249L250 209H249L247 212H249V211H250V212H254V211H256L257 209H260V208H257V207H256V206H257L256 204H254ZM160 207H162V206H160ZM164 207H165V206H164ZM203 207H204V206H203ZM262 207H263V206H262ZM166 208H168V207H166ZM176 208H177L176 211H179V210H180V209H179L180 207H179V208L176 207ZM209 208H210V207H209ZM211 208H212V207H211ZM217 208H218V210L220 209L219 207H217ZM243 208H244V207H243ZM255 208H256V210H255ZM158 209H159V207H158ZM168 209H169L170 211H172L173 208L170 209V206H169ZM202 209H203V208H202ZM261 209H262V208H261ZM169 210H168V213L170 212ZM212 210H213V209H212ZM241 210H242V209H240L238 212H240ZM246 210H247V209H246ZM164 211H165V210H164ZM173 211L175 212V209H173ZM173 211H172V212H173ZM181 211H182V210H181ZM187 211H188V210H187ZM199 211H201V208L199 209ZM214 211H215V210H214ZM219 211H220V210H219ZM257 211H258V210H257ZM172 212H171V213H172ZM188 212H190V211H188ZM259 212H260V211H259ZM186 213H187V212H186ZM186 213H185L184 216L187 217L188 214L186 215ZM205 213H207V212L205 211ZM209 213H210V212H209ZM240 213H241V212H240ZM263 213H264V212H263ZM172 214H173V213H172ZM178 214H179V213H178ZM180 214H181V213H180ZM190 214H191V213H190ZM200 214H201V213H200ZM212 214H213V213H212ZM246 214H247V213L244 212L243 215H246ZM255 214H256V212H254V214L252 213V215H255ZM259 214H260V213H259ZM174 215H176V214H174ZM182 215H183V214H182ZM191 215H192V214H191ZM204 215L206 216V214H204ZM223 215H224V214H223ZM249 215H250V213H249ZM249 215H248V216H249ZM262 215H263V214H262ZM205 216H203V217H205ZM231 216H232V215H231ZM237 216H238V215H237ZM235 217H236V216H235ZM239 217H240V216H239ZM249 217H250V216H249ZM187 218H188V217H187ZM189 218H190V217H189ZM192 218H193V217H192ZM201 218H202V217H201ZM201 218H200V219H201ZM223 218H224V217H223ZM261 218L264 220V217H261ZM206 219H207V218H206ZM218 219H219V217H218ZM255 219H256V218H255ZM185 220H186V219H185ZM192 220H193V219H192ZM202 220H203V219H202ZM202 220H201V221H202ZM215 220H216V219H215ZM215 220H214V222H215ZM193 221H194V220H193ZM212 221H213V220H212ZM170 222H171V221H170ZM183 222H184V221H183ZM183 222H182V223H183ZM202 222H204V221H202ZM217 222H219V221L217 220ZM259 222H260V221H259ZM262 222L264 223V221H262ZM184 223H185V222H184ZM205 223H206V222H205ZM215 223H216V222H215ZM263 223H262V224H263ZM166 224H167V223H166ZM173 224H174V223H173ZM169 225H170V224H169ZM189 225H190V224H189ZM192 225H193V224H192ZM214 225H215V224H214ZM230 225H231V224H230ZM197 226H198V225H197ZM197 226H196V227H197ZM223 226H224V225H223ZM232 226H233V225H232ZM261 226H262V225H261ZM224 227H225V226H224ZM224 227H223V228H224ZM227 227H228V226H227ZM259 227H260V226H259ZM176 228H177V226H176ZM205 228H206V227H205ZM223 228H222V229H223ZM235 228H237V227H235ZM173 229H174V228H173ZM173 229H172V230H173ZM201 229H202V228H201ZM207 229H208V228H207ZM247 229H248V228H247ZM167 230H168V234H170V233H169V232H170V231H169L170 228H169V229L167 228ZM213 230H215V229H213ZM241 230H244V229H241ZM201 231H202V230H201ZM207 231H208V230H207ZM216 231H217V230H216ZM222 231H223V230H222ZM234 231H235V230H234ZM238 231H239V230H238ZM159 232H160V231H159ZM166 232H167V231H166ZM184 232H185V231H184ZM223 232H224V231H223ZM242 232H243V231H242ZM152 233H154V232H152ZM162 233H163V232H162ZM175 233H176V231H175ZM194 233H195V232H194ZM196 233H197V232H196ZM231 233H232V232H231ZM147 234L150 235V236L152 235L151 232H150V234L147 232ZM155 234H156V233H155ZM164 234H165V232H164ZM245 234H246V233H245ZM253 234H254V233H252V235H253ZM260 234H261V233H260ZM143 235H144V234H143ZM143 235H142V236H143ZM148 235H147V236H148ZM162 235H163V234H162ZM178 235H179V234H178ZM178 235H177V236H178ZM197 235H198V234H197ZM137 236H139V235H137ZM152 236L155 237V235H152ZM156 236H157V235H156ZM168 236H172V238H173L174 235H171V234H170V235H168ZM168 236H167V237H168ZM200 236H201V235H200ZM225 236H226V235H225ZM233 236H235V235H233ZM258 236H259V235H258ZM133 237H134V236H133ZM154 237H153V240L155 239ZM158 237H159V236H158ZM194 237H196V236H194ZM226 237H228V236H226ZM255 237H256V236H255ZM134 238H135V237H134ZM164 238H165V237H164ZM223 238H224V237H223ZM243 238H244V237H243ZM247 238H248V237H247ZM142 239H143V238H142ZM157 239H158V238H157ZM160 239H162V238L160 237ZM230 239H231V238H230ZM244 239H245V238H244ZM135 240H136V239H135ZM146 240H148V239H146ZM153 240H152V241H153ZM173 240H175V239H173ZM208 240H209V239H208ZM236 240H237V239H236ZM248 240H249V238H248ZM141 241H142V240H141ZM143 241H144V240H143ZM148 241H151V240H148ZM152 241H151V243H150V246H151L152 243H154V242H152ZM166 241H167V240H166ZM182 241H183V240H182ZM186 241H187V240H186ZM222 241H223V239H222ZM249 241H250V240H249ZM252 241H253V240H252ZM172 242H174L173 244H176L175 241H172ZM172 242H170V243H172ZM196 242H197V241H196ZM219 242H220V241H219ZM230 242H231V241H230ZM244 242H245V241H244ZM246 242H247V241H246ZM250 242H251V241H250ZM250 242H249V243H250ZM145 243H147V242H145ZM145 243H144V244H145ZM180 243H181V242H180ZM159 244H161L160 241H159ZM200 244H201V243H200ZM220 244H221V243H220ZM244 244H245V243H244ZM263 244H264V243H263ZM150 246H147V250H149L150 252H153V251H151V250L149 249ZM168 246H169V245H168ZM171 246H172V244H171ZM180 246H181V245H180ZM228 246H229V245H228ZM230 246H231V244H230ZM257 246H258V245H257ZM165 247H166V245H165ZM175 247H176V246H175ZM193 247H194V246H193ZM201 247H202V246H201ZM231 247L234 249L233 246H231ZM248 247H249V246H248ZM250 247H251V246H250ZM252 247H253V246H252ZM254 247H255V246H254ZM155 248H156V246H155ZM163 248H164V247H163ZM170 248H171V247H170ZM151 249H152V248H151ZM177 249H180V248H177ZM177 249H176V250H177ZM203 249H204V248H203ZM206 249H207V248H206ZM253 249H254V248H253ZM256 249H257V247H256ZM152 250H153V249H152ZM166 250H167V248H166ZM171 250H172V249H171ZM244 250H245V249H244ZM183 251H184V250H183ZM202 251H203V250H202ZM210 251H211V250H210ZM167 252H168V251H167ZM205 252H206V251H205ZM245 252H246V251H245ZM257 252H258V250H257ZM168 253H169V252H168ZM193 253H194V251H193ZM209 253H210V252H209ZM217 253H218V252H217ZM168 255H170V254H168ZM187 255H188V254H187ZM206 255H207V254H206ZM209 255H210V254H209ZM175 256H176V255H175ZM188 256H189V255H188ZM171 257H172V256H171ZM214 257H215V255H214ZM164 258H165V257H164ZM173 258H174V257H173ZM182 258H183V257H182ZM207 258H208V257H207ZM223 258H224V257H223ZM196 259H197V258H196ZM220 259H221V258H220ZM248 259H249V258H248ZM185 260H186V259H185ZM197 260H199V259H197ZM215 260H217V259H215ZM221 260H223V259H221ZM173 261H175V259H173ZM173 261H172V262H173ZM183 261H184V260H183ZM188 261H189V260H188ZM204 261H205V260H204ZM219 261H220V260H219ZM163 262H164V261H162V263H163ZM168 262H169V261H168ZM189 262H190V261H189ZM194 262H195V261H194ZM221 263H222V262H221ZM197 264H198V263H197ZM238 264H239V263H238Z\"/></svg>",
    "mask_w": 264,
    "mask_h": 264
}]
</instances>
